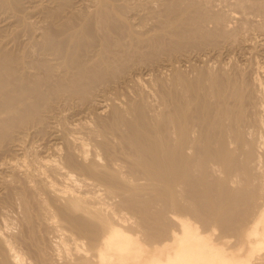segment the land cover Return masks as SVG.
<instances>
[{
    "label": "rangeland",
    "instance_id": "obj_1",
    "mask_svg": "<svg viewBox=\"0 0 264 264\" xmlns=\"http://www.w3.org/2000/svg\"><path fill=\"white\" fill-rule=\"evenodd\" d=\"M2 1V2H1ZM9 1V0H8ZM7 0H0V52L2 51H9L8 54H5L3 56L4 57H7V55L9 56V60H11L12 63H17V59L24 53V56L26 59H33L34 57V60L36 61V64H35V61L33 62L36 67L39 66V70H42V71H39L38 68L36 69L37 72H41V73H45L44 76H46V73H47V76L48 75H51L50 74V71L51 73H56V69L55 68H50V66L47 64H45V60L43 61L42 58L40 57V51L41 50V46L43 44V42L40 43L41 41L44 40L43 37H45V35H47V38L50 39V36L52 37L50 41H53V39H55L54 41L57 40H62L61 38V34L59 31L62 32L63 30V36L66 38V36L68 37L69 36V32H74V29H75V32L77 29H80L78 30L81 31V32H87L90 36H88L87 33H85V37L83 36L81 40H79L80 42L78 43V51H76L75 53H73V56L72 58L70 59L69 62L73 63L75 60L77 62H79L80 60H83L85 57V55L87 54V56H89L88 53L91 52V54L93 53H96L97 50V47L101 48V47H104V50L106 51H103L105 52V54L107 53V55L109 56L110 53L111 56L113 57V53L114 52H117V53H114V55H116V57H113L114 59L116 60H113L116 61L114 62V64L112 65V59L110 60V64L112 66H110V64L108 65L109 66V69H106L104 70V67H102V69L100 68L99 69H95L96 72V75H95V70H91V72H93L94 74H92L90 71L89 73L85 72L84 75L85 77L87 78H83V79H80L79 77H75L73 79H70V82L68 81V83L66 82H60L61 85L57 82L59 81H50L51 77H44L42 74L40 73H36L35 69H33V72L35 71V73L32 72V74H36L37 78L38 75L42 76L45 78H39L40 80H38V82L36 81L37 79L33 76L29 77V79L27 80V83L31 84L33 79H34V83L35 84H31L29 85L32 92L34 91V93H36L35 95H33L34 93H32V95L35 97V98H38L35 99L34 101L32 99H34V97L32 98L31 97V93L28 95L27 93V96L25 97H28L27 99H29L31 97V99H29L32 103L29 102V100H27L26 98H24L23 96L26 95V93H16L15 95L11 92H7L5 95H4V91L5 90H9V88L6 89V87H8V82H5V78L6 76L3 78L2 77V73H4L5 71L7 72V70L9 69H12L14 70V67L12 68L11 66H15V64H10L8 65V57L5 58V60L8 62H6L2 57L3 55V52L0 54V61L1 63H5L4 65H7L8 67L2 65L0 63V69H2L1 67L4 66L3 68V71L0 70V89L3 87L5 88V90H3V88L1 89L2 94L0 95V97L2 96H6V100L4 99V97H2V101L0 100V103H5V104H10V103H13V102H16V101H19V99H21L23 101V104L20 106V108L23 107V109H19V111H16V113H13V112H9V115L8 113L7 114H4L0 111V117L1 119L4 118V116L6 117L5 118V121L1 120L0 121V126L3 127V129L0 127V232H6L7 236L9 237V239L12 240L13 244L16 246V248L18 249L19 247V251L22 252V253H25L23 254L24 255V258L25 259V262L26 264H38L39 263V257L40 258H43L42 260L44 261L45 260V264H54L55 261L56 262H59L61 263L62 261V258H63V253L60 251L62 249V245L60 246L58 243L61 244V242L63 241L61 238L62 237H67L66 234H69L71 232V230H73L71 227V223L72 221L76 219V222H79L81 220H79L81 217H80V211H78L77 214L76 212L70 210H66L65 208H61L60 207V204L62 205L63 202L61 200H58L54 194H51V192L49 191L48 192V189L46 188L45 185V181H44V178L46 177L48 179L47 176L48 173L50 174V171L52 172L53 170L51 169L49 172L47 170L48 167H42V158H44L46 155L48 156L49 155V158H52V156L50 157V154L53 155L54 158H56L55 156H57L58 154H60L61 152L64 153V149L66 151V140L64 139L63 140V134H64V130H62V128H66L68 126V128L70 127L69 125L74 121L76 122V120L78 119H87L86 121H82V122H86L89 121L91 124L93 121V123L97 124L98 123V115L96 116V111L93 110L94 108L91 107L90 110H92L95 114V116L93 115V112L89 111V109L85 108L87 112H84V115H83V111H85L84 109V106H88L90 104L89 101H91L93 98L94 101H96V105L97 106V101L99 99H105V98H108L109 96L111 97L112 100H109L108 99H105L107 100L105 103H107V109L105 111V114H102V117H107L108 114L111 112V109L112 107L108 106V104L110 105L111 103L112 104H115L116 100L117 102H121L122 100H124L123 102H127L128 100H131V99H134L135 98V91L138 89H140L139 86L137 85H134L135 83L134 82H127L128 85H124L125 83L121 84V82L117 83L116 87H114V89H111V88H108V90L104 93L102 91V88L104 86H106L105 84H109L110 83L112 84L113 81L115 80H119L120 77L123 78V76H126V72H128L129 74V71L131 72H136V75L137 76H141V74H144L143 76H141L140 78L142 79V81H144V79L146 80V82L143 84H145V90H146V95H148L147 97H145V99L147 98L149 101L145 100V99H142L141 102L140 100L138 101L137 99H135L136 101H138L137 103H139L140 105L142 104H145V108L144 105L141 107L143 108L144 110V113L145 115L147 114H150V112H152L151 110V107H149L148 105L150 104V106H152L153 108V112L151 114H153L155 111H158L160 112L162 109L164 110V108L166 107V109L169 107L173 108L172 105L174 106L175 105V101L176 104H178V101L181 103H183V106L182 104H180V107H184L185 110L189 111V107L190 105H187V103H191V108H190V111L189 112H193V109H194V113L195 115L191 114L189 115V112L187 115H189L188 117H193L195 116V118L193 117V119L196 120L197 118V121H194L193 120L191 121L194 125H196L195 127H200V128H204L205 130H207V126H208V129L209 131H207L209 134H210V137L208 134H206V132L202 134V136L204 134V136H208L209 138L207 139L208 141H206V143L204 142L206 140V138H202L201 137V142L203 143H198V146L199 148L198 149H202L199 150V154L201 155V157L198 155V158L197 160H199V163H197V165L199 164L200 165V168H199V165L197 166L196 165V175L194 173L193 175V179L192 177L191 178H188V180L186 181H191V182H188V184L190 183L191 186L189 187H186V183L184 185V187H180L179 189L177 187L179 186H176L174 189L176 190L177 188V192H179V190L182 188V189H189L187 191L184 190L185 193H182L183 190H181L179 193L177 194H174V195H171L170 192L168 194V191H166V189L164 191H161V194L159 192H153V191H150V190H147L145 192L144 195H146V197L144 195H140L138 197V194L136 195L137 198V201H140V197L141 199H143L142 201H140V205H135L133 204V206H131L132 208H126V207H122V212L123 213H128V216H133V219L135 218L134 216H136V218L138 219V221H140V223L142 224V227L144 228L146 234H147V237H149V239H153L154 238V241H157L155 240L156 239H162V236L164 237V231L167 233V230L169 229H174L176 228L178 225L176 222L171 219V214L173 213L172 210L175 212L177 209L179 208H167V207H171L170 205H168L167 202H164V201H167L169 198V196H172V197H175V198H179L178 200L180 201V204L183 205V203L185 205H183L185 207V209L183 210V207H180V209L177 211L178 215H180L182 218H185V217H190L189 220L193 221L194 224H196L197 226H199V229L200 231H203V233L205 234H208V233H211V234H208L210 235L211 237L215 238L217 240V236H219L220 234H225V233H236L235 232V229L236 231H241L243 230L245 227L249 226L250 223L252 222V220L258 215V213L260 212L261 210V204L263 203V199H264V192L262 190V188L264 187V178L261 177L260 175V172L254 168L255 164H256V157L259 156V154H264V148H258L257 145H259V141H260V134L261 132H264V128L261 129V127H263L264 125V112L259 109V106L260 105H264L262 102H264V0H15L16 4L10 0L8 2ZM23 1V3H22ZM65 1V2H64ZM118 1V2H117ZM121 1V2H119ZM158 1H161V2H158ZM4 2V3H3ZM13 2V3H12ZM46 2V3H45ZM64 2V3H62ZM100 2V4H99ZM110 2V3H109ZM114 2V3H113ZM116 2V3H115ZM125 2V3H124ZM132 2V3H131ZM157 2V3H156ZM4 5H3V4ZM8 3H11V4H8ZM56 3V4H54ZM83 3V4H82ZM85 3V4H84ZM105 3L107 4L105 6ZM121 3V4H119ZM159 3V4H158ZM163 3V4H161ZM260 3V4H259ZM15 6H13V5ZM25 6H24V5ZM65 6H63V5ZM71 4V5H70ZM92 4V5H90ZM104 4V5H103ZM133 4V6H132ZM143 4V5H142ZM152 4V5H151ZM165 4V5H164ZM38 5V6H37ZM82 5V6H81ZM90 5V6H89ZM100 5V6H99ZM126 5V7H125ZM4 6V7H3ZM13 6V7H11ZM19 6V7H17ZM37 6V7H36ZM59 6V7H58ZM93 6V7H92ZM103 6V9H101ZM112 6V7H111ZM130 6V7H129ZM147 6V7H146ZM262 6V7H261ZM11 7V8H10ZM63 7V8H62ZM71 7V8H70ZM83 7V8H82ZM92 7V8H91ZM96 7H100V9H97L96 10ZM118 7V8H117ZM13 8V9H12ZM18 8V9H17ZM46 8V10H45ZM54 8V9H53ZM62 8V9H61ZM73 8V9H72ZM90 8V9H89ZM124 8V9H123ZM127 8V9H126ZM142 8V9H141ZM199 8V9H198ZM87 11H86V10ZM95 9V10H93ZM108 9V10H107ZM157 9V10H156ZM231 9V11H230ZM242 9V10H241ZM28 10V11H27ZM77 10H80V11H77ZM90 10H93L91 11V14L89 16L87 14L90 13ZM110 10V11H109ZM120 10V11H119ZM145 10V11H144ZM151 10V11H150ZM160 10V11H159ZM43 11V12H42ZM45 11V12H44ZM86 11V13H85ZM99 11V12H97ZM104 11H105V14H104ZM118 11V12H116ZM122 11V12H121ZM128 11V12H127ZM136 11V12H135ZM142 11V12H141ZM228 11V12H227ZM3 12V13H2ZM13 12V13H12ZM24 12V13H23ZM48 12V14H47ZM73 12V13H72ZM94 12V13H93ZM103 12V13H102ZM108 12V13H107ZM141 12V13H140ZM146 12V13H145ZM199 12V13H198ZM22 13V14H21ZM83 15H82V14ZM99 13V14H98ZM102 13V15H101ZM114 13V14H113ZM159 13V14H158ZM15 14V15H14ZM60 14V15H59ZM69 14V16L67 15ZM79 16H78V15ZM93 14V15H92ZM96 14V15H95ZM110 14V15H109ZM249 14V16H248ZM65 15H66V18H65ZM85 15V16H84ZM87 15V16H86ZM94 15L97 17H94ZM135 15V16H134ZM138 15V16H137ZM143 15V16H142ZM151 17H150V16ZM9 16V17H8ZM15 16V17H14ZM20 16V17H19ZM64 16V18H63ZM72 16V17H71ZM108 16V17H107ZM127 16V17H126ZM142 18H141V17ZM238 16V17H237ZM262 16V17H261ZM56 17L58 19H56ZM69 17V18H68ZM84 17V18H82ZM123 17V18H122ZM222 17V18H221ZM11 18V19H10ZM23 18V19H22ZM25 18V19H24ZM47 18V19H45ZM54 18V20H53ZM69 20H68V19ZM82 18V19H81ZM86 18V19H85ZM104 20H103V19ZM126 18V19H125ZM138 18V19H137ZM147 18V19H146ZM219 20H218V19ZM236 20H235V19ZM56 19V20H55ZM64 19V20H62ZM72 21H71V20ZM78 19V20H77ZM88 19V20H87ZM94 19V20H93ZM96 19V20H95ZM101 19L103 20V22L101 21ZM108 19V20H107ZM110 19V20H109ZM119 19V20H118ZM210 19V20H209ZM24 22H23V21ZM58 20V21H57ZM62 22H61V21ZM67 20V21H66ZM77 20V21H76ZM81 20V21H80ZM86 20V22H85ZM91 20V22L89 21ZM114 20V21H113ZM131 20V22H130ZM136 20V21H135ZM26 21V22H25ZM31 21V22H29ZM35 21V22H34ZM39 21H42V22H39ZM45 21V22H44ZM51 21V22H50ZM64 21V22H63ZM93 21V22H92ZM107 23H106V22ZM257 21V22H256ZM22 22V23H21ZM29 22V24L27 23ZM40 24H39V23ZM59 22V23H57ZM67 22V23H66ZM70 22V23H69ZM76 22V23H75ZM78 22V23H77ZM89 22V24H88ZM98 22V23H97ZM115 22V23H114ZM123 22V23H122ZM125 22V23H124ZM218 22V23H217ZM260 22V23H259ZM33 23V24H31ZM42 23V25H41ZM56 23V25H55ZM81 23V24H79ZM96 23V24H95ZM110 25H109V24ZM118 23V24H117ZM212 23V24H211ZM232 23V24H231ZM250 23V24H249ZM256 23V24H255ZM28 24V26H27ZM59 24V25H58ZM64 24V25H63ZM73 24V25H71ZM76 24V25H75ZM99 24V25H98ZM123 24V25H122ZM129 24V25H128ZM138 25V28H137V25ZM226 24V25H225ZM8 25V26H7ZM17 25V26H16ZM46 25V26H45ZM55 25V26H54ZM63 25V26H61ZM85 25V26H84ZM35 26V27H34ZM37 26V27H36ZM45 27V30H44V27ZM58 26V28H57ZM67 26V27H66ZM74 26V29L73 27ZM80 26V27H79ZM90 26H91V29L92 31H90ZM94 26V27H93ZM106 26V27H105ZM120 26V27H118ZM122 26V27H121ZM125 26V27H124ZM133 29H132V27ZM141 26V27H139ZM224 26V27H223ZM227 26V27H225ZM259 26V27H258ZM263 26V27H262ZM28 27V28H27ZM32 27V28H31ZM40 27L42 29H40ZM51 27V28H50ZM72 28L73 31H71L72 29H69V28ZM89 27V29H88ZM98 29H97V28ZM103 29H102V28ZM130 27V28H129ZM241 27H244V28H241ZM30 28V29H29ZM36 28V30L34 29ZM38 28V29H37ZM54 28V29H53ZM77 28V29H76ZM96 28V29H94ZM121 28V29H120ZM126 28V29H125ZM142 28V29H141ZM227 28V29H226ZM15 29V30H14ZM34 31H33V30ZM49 29V30H47ZM57 29V30H56ZM61 29V30H60ZM66 29H69L67 30L66 32ZM82 29V30H81ZM107 29V31L105 30ZM134 31H132V30ZM42 30V31H41ZM47 30V31H46ZM53 30V32H52ZM55 30V31H54ZM59 30V31H58ZM87 30V31H86ZM103 30V31H102ZM106 32H105V31ZM112 30V31H111ZM125 30V31H124ZM32 31V32H31ZM36 31V32H35ZM41 31V32H40ZM49 31V32H48ZM89 31L91 33H89ZM95 31V32H94ZM96 31H97V34H96ZM109 31V33H108ZM132 31V34H130V32ZM145 31V32H144ZM262 31V32H261ZM6 32V33H5ZM12 32V33H11ZM44 32V33H43ZM64 32H66V36L64 35ZM139 32V33H138ZM260 32V33H259ZM32 33V34H31ZM37 33V34H36ZM40 33H42L40 35ZM45 33H48V34H45ZM50 33V34H49ZM52 33V34H51ZM92 33L94 34V36L92 35ZM103 33V34H102ZM112 33V34H110ZM134 33V34H133ZM137 33V34H136ZM147 33V34H146ZM10 34H13V37L12 35ZM44 34V35H43ZM56 36H55V35ZM68 34V35H67ZM96 34V35H95ZM101 34V35H100ZM105 34V35H104ZM107 34V35H106ZM143 34V35H140ZM149 34V35H148ZM10 35V36H9ZM25 35V36H24ZM43 35V36H42ZM49 35V37H48ZM98 35V36H97ZM104 35V36H102ZM124 35V36H123ZM131 35V36H130ZM255 35V36H254ZM12 36V37H11ZM109 36V37H108ZM111 36V37H110ZM129 36V37H128ZM136 36V37H135ZM7 37V38H5ZM61 37V38H60ZM87 37V38H86ZM91 37V38H90ZM103 37V38H102ZM118 37V38H117ZM128 37V38H127ZM132 37V38H131ZM147 37V38H146ZM4 38V39H3ZM17 38V39H16ZM46 38V37H45ZM93 38H95L93 40ZM100 38V39H98ZM102 38V39H101ZM109 38V40H108ZM143 40V41H141ZM146 38V39H145ZM7 39V40H6ZM15 39V40H14ZM32 39V40H30ZM35 39V40H34ZM36 39H37V42H36ZM64 39V38H63ZM84 39V41H83ZM86 39V41H85ZM124 39V40H123ZM134 39V40H133ZM251 39V40H250ZM5 42H4V41ZM14 41L15 43L11 42V41ZM30 40V41H28ZM41 40V41H40ZM137 40V41H136ZM138 40H140L138 42ZM243 40V42H242ZM3 41V42H1ZM7 41V43H6ZM27 41V42H26ZM82 41V42H81ZM104 41V43H103ZM134 42L133 44L132 43H129V42ZM147 41V42H146ZM30 42V43H28ZM33 42V43H32ZM36 42V43H34ZM84 42V44H83ZM92 42V43H91ZM98 42V43H97ZM108 42V44H107ZM138 42V43H136ZM12 43V44H11ZM18 43V44H17ZM28 43V44H27ZM101 43V44H100ZM112 45H111V44ZM142 43V44H141ZM262 43V44H260ZM11 44V45H10ZM24 44V46H23ZM82 44V45H81ZM87 44V45H86ZM100 44V45H99ZM103 44V45H102ZM107 46H106V45ZM124 46H123V45ZM14 45V46H13ZM19 45V47H18ZM40 45V46H39ZM102 45V46H101ZM133 45V46H132ZM7 46V47H6ZM17 46V47H15ZM25 46H27L25 48ZM36 46V47H35ZM95 46V47H94ZM101 46V47H100ZM130 46H132L130 48ZM140 46V47H139ZM9 47V49H8ZM34 47V48H33ZM39 49H38V48ZM83 47V48H82ZM89 47V48H88ZM92 47V48H91ZM129 47V48H128ZM137 47V48H136ZM146 47V48H145ZM256 47V48H255ZM5 48V49H4ZM30 48V49H29ZM32 48L34 50H32ZM88 48V49H85ZM92 50H91V49ZM98 48V49H99ZM139 48V49H138ZM25 49V51H24ZM94 49V50H93ZM108 49V50H107ZM127 53H126V51ZM137 49V51H136ZM20 50V51H19ZM22 50V51H21ZM82 50V51H81ZM135 50V51H134ZM12 51V53H11ZM17 51V52H16ZM39 51V53H37ZM90 51V52H89ZM125 51V52H124ZM143 51V53H142ZM20 52H23L22 54ZM19 53V54H18ZM85 55H84V54ZM137 53V54H136ZM15 54V55H14ZM39 54V55H38ZM104 54V53H103ZM121 54V55H120ZM128 54V55H127ZM29 55V56H28ZM31 55V56H30ZM34 55V56H33ZM36 55V56H35ZM126 55V56H125ZM143 55V56H142ZM12 56V57H11ZM23 56V55H22ZM39 56V57H38ZM84 58H83V57ZM104 56V55H103ZM110 56V57H111ZM122 56V57H120ZM131 56V57H130ZM148 56V57H147ZM253 56V57H252ZM76 57V59H75ZM90 57V56H89ZM111 57V58H112ZM120 57V58H119ZM142 58V59H139V58ZM12 58V59H11ZM40 58V61L38 62ZM126 58V59H125ZM136 58H137V61H136ZM153 58V59H152ZM72 59H74L73 61H71ZM139 59V61H138ZM132 60V61H131ZM61 61V60H60ZM75 61V62H76ZM134 61V62H133ZM153 61V62H152ZM10 62V63H11ZM40 63V64H39ZM119 63V64H118ZM171 63V64H170ZM251 63V64H250ZM257 63V64H256ZM39 64V65H38ZM44 66L42 69H40V67H42V65ZM45 64V65H44ZM145 64V66H144ZM225 64V65H224ZM250 66H249V65ZM41 65V66H40ZM70 65V64H69ZM72 65V66H71ZM70 66L73 67V64H71ZM118 65V66H117ZM175 65V66H174ZM34 66V65H33ZM46 66V68H45ZM49 66V70L50 71H47L48 67ZM165 66V67H164ZM173 66V67H172ZM253 66V67H252ZM11 67V68H10ZM35 67V68H36ZM116 67V68H115ZM121 67V68H120ZM131 67V68H129ZM148 67V68H147ZM221 69H220V68ZM224 67V68H223ZM239 67V68H238ZM247 67V68H246ZM6 68V69H5ZM45 68V72H43ZM125 68V69H124ZM151 68H153V70H151ZM233 68V69H232ZM263 68V69H262ZM54 69V70H53ZM110 69H112L110 71ZM149 69V70H148ZM165 71H164V70ZM8 70V72H9ZM144 70V71H143ZM149 71V75L147 74V72ZM224 70V71H222ZM76 72V70H74ZM102 71V73H101ZM113 71V72H112ZM142 71L144 73H142ZM176 73H175V72ZM5 72V74H6ZM16 73V71H11L9 73H12L14 75V73ZM78 72L77 71V76H78ZM131 72V73H132ZM165 72V73H164ZM173 72V73H172ZM224 74H223V73ZM243 72V73H241ZM7 73V75L9 74ZM52 75H55L53 74ZM75 73V75H76ZM120 73V74H119ZM140 73V74H139ZM146 73V75H145ZM151 73V74H150ZM171 73V74H170ZM230 76H229V74ZM241 73V74H240ZM11 74V75H12ZM38 74V75H37ZM90 74H92L90 76ZM127 74V75H128ZM217 76H216V75ZM12 75V76H13ZM82 75V74H81ZM87 75V76H86ZM166 75V76H165ZM172 75V76H171ZM215 75V76H214ZM234 75V76H233ZM241 75V76H240ZM4 76V75H3ZM9 77L10 74L8 75ZM89 76V77H88ZM94 78H93V77ZM97 76V77H96ZM112 76V77H111ZM154 76V77H153ZM158 76V77H157ZM214 76V77H213ZM229 76V77H228ZM235 77V78H234ZM260 79H259V78ZM1 78L2 81H1ZM13 78V77H12ZM31 78V79H30ZM33 78V79H32ZM90 78H91V81H90ZM100 78V80H99ZM105 78V79H104ZM108 78V79H107ZM112 78V79H111ZM116 78V79H115ZM169 78V79H168ZM215 80H213V79ZM221 78V79H220ZM235 80H234V79ZM36 79V80H35ZM78 80V82L76 80ZM80 79V80H79ZM97 79V80H96ZM109 79L111 80V82L109 81ZM115 79V80H114ZM121 79V78H120ZM172 79V80H171ZM207 79V81H206ZM226 79V80H225ZM234 81H233V80ZM244 79V80H243ZM9 80V79H8ZM46 80V81H45ZM49 82H48V81ZM74 82H72V81ZM84 80V81H83ZM102 80L104 82H102ZM107 80V81H106ZM149 80V81H148ZM161 80V81H160ZM169 80V81H168ZM222 80V81H221ZM232 80V81H231ZM237 80V81H236ZM242 80V81H241ZM7 81V79H6ZM11 81V80H10ZM31 81V82H30ZM41 82V88L44 90V87H45V90L46 88L50 90H52V94L49 92V90L44 91L47 96L44 94H42V92L40 91L41 88H39V84ZM94 81V82H93ZM156 83H155V82ZM164 81V83H163ZM212 81V82H211ZM229 83H228V82ZM256 81V82H255ZM260 81V82H259ZM263 81V82H262ZM5 82V83H4ZM37 82V83H36ZM48 82V84H46ZM77 82V83H76ZM81 82V83H79ZM107 82V83H106ZM148 82V84H147ZM178 82V83H177ZM186 84H185V83ZM216 82V83H215ZM224 82V83H223ZM234 84L235 85H231L230 84ZM247 82V83H246ZM261 84H259V83ZM4 83V84H3ZM42 83H44L42 85ZM51 83V84H50ZM54 83L57 85L54 86ZM66 83V85L64 84ZM71 83V86L72 87H69L70 85H67V84H70ZM90 83V84H89ZM133 83V84H132ZM163 83V84H162ZM168 83V84H167ZM175 83V84H174ZM180 83V85H179ZM200 83V84H199ZM242 83V84H241ZM244 83V84H243ZM2 84V86H1ZM7 84V85H6ZM38 84V85H37ZM46 84V85H45ZM53 84V85H52ZM63 84V86H62ZM83 84V85H82ZM95 86V87H93ZM103 84V85H102ZM115 84V82H114ZM133 86H132V85ZM164 85V87L162 85ZM217 84V86H216ZM240 84V85H239ZM36 85V86H35ZM45 85V86H44ZM60 87H59V86ZM75 85V86H74ZM80 85V86H79ZM81 85L83 87H81ZM91 85V86H90ZM119 85V86H118ZM121 85V86H120ZM156 85V86H155ZM172 87H171V86ZM186 85V86H185ZM219 85V86H218ZM221 85V86H220ZM224 85V86H223ZM229 85V86H228ZM239 87H238V86ZM47 86V87H46ZM50 86V87H49ZM82 90H80V88ZM100 86V87H99ZM128 86V87H127ZM130 86H132L131 89H128ZM163 89V90H161ZM169 86V87H168ZM178 86V87H177ZM185 86V87H184ZM11 87V86H10ZM39 88V91L38 89H35L33 90L34 88ZM54 87V88H53ZM59 87V89H58ZM62 87V90L60 89ZM69 87V88H68ZM74 87V88H73ZM87 87V88H86ZM100 89H98V88ZM134 87H137L134 88ZM148 87V88H147ZM151 87V88H150ZM227 87V88H226ZM235 88V89H232V88ZM254 87V88H253ZM66 90H65V89ZM73 88V89H71ZM91 88V89H90ZM147 88V89H146ZM166 88V89H165ZM179 88V90H178ZM213 88V89H212ZM242 90V94H240V98L239 99V95H233V91L232 93L230 92V90ZM244 88V89H243ZM252 90H251V89ZM79 89V90H77ZM87 89L89 91H87ZM94 89V90H93ZM118 89V90H117ZM123 89V90H122ZM135 91H134V90ZM150 89V90H149ZM151 89L153 91H151ZM182 89L184 90V92H182ZM188 89V90H186ZM201 89V90H200ZM216 89L223 91L225 89L224 92H227L224 94V92H216ZM223 89V90H222ZM246 89V90H245ZM58 90V91H57ZM60 90V91H59ZM74 90V91H73ZM159 90V91H158ZM170 92V97L171 99H173V96L175 99L173 100H170V97H165L167 98L166 101H168V104L172 105L168 107L165 105H163L164 107H161V100L159 99L160 95H161V92L160 91H163V92ZM229 90V91H228ZM240 90V91H241ZM245 90V92H244ZM259 90V91H258ZM0 91V93H1ZM57 91V92H56ZM62 91V92H61ZM66 91H69V92H66ZM72 91V92H71ZM77 91V92H75ZM80 91V92H79ZM85 93H83V92ZM91 91V92H90ZM94 91V92H93ZM100 93H104L103 95L105 96V98L102 96V94H98L99 92ZM117 91V92H116ZM136 91V92H137ZM149 94H147L148 92ZM157 91V92H156ZM188 91V92H187ZM196 91V93H195ZM234 91V92H235ZM255 91V92H254ZM65 92V93H64ZM75 92V93H74ZM82 92V93H81ZM116 92V93H115ZM120 92V93H119ZM160 92V94H159ZM177 92V93H175ZM192 92V93H191ZM194 92V93H193ZM244 92V94H243ZM260 92V93H259ZM11 93V95H9ZM41 93V94H39ZM55 93V94H53ZM58 93V94H56ZM64 93V94H63ZM67 93V94H66ZM70 93V94H69ZM73 94V97H72V94ZM78 93V94H76ZM91 93V94H89ZM111 93V94H110ZM114 93V94H113ZM154 95H153V94ZM182 93V94H181ZM187 93V94H186ZM191 93V94H189ZM216 93V94H215ZM241 93V92H240ZM8 94V95H7ZM18 94V96H17ZM21 94V95H19ZM39 94V95H38ZM88 94V95H87ZM98 94V95H97ZM124 94V95H123ZM175 94V95H174ZM189 94V95H188ZM195 94V95H194ZM197 94V95H196ZM203 94V95H202ZM218 94V95H217ZM224 94V95H222ZM230 94V95H229ZM255 94V95H254ZM259 94V95H258ZM37 95V97H36ZM41 95H43L44 97H42ZM50 95H55V96H51L53 98V100L50 98ZM62 95V96H61ZM69 95V96H68ZM74 95H76V98L74 97ZM79 95V96H78ZM94 95V96H93ZM96 95V96H95ZM117 95V96H116ZM127 95V96H126ZM131 95V96H130ZM153 95V97H152ZM159 97H158V96ZM173 95V96H171ZM177 95V96H176ZM180 97H179V96ZM220 95V99H219V96ZM227 95V96H225ZM249 95V96H248ZM7 96H9V98L11 100L8 101L9 98H7ZM13 96V97H12ZM17 97V100L15 101L16 97ZM39 96L42 97L40 98L39 100ZM58 96V97H56ZM83 96V97H81ZM91 96V98H90ZM102 96V97H101ZM108 96V97H107ZM126 96V97H125ZM130 96V97H129ZM156 96V97H155ZM176 96V97H175ZM188 98H187V97ZM213 96V97H212ZM215 96V97H214ZM221 96L223 98H221ZM229 96H231L229 98ZM242 96V97H241ZM245 96V98H244ZM255 96V97H254ZM46 97V98H45ZM61 97H64L66 100H68V104L66 105V107L68 106L70 108V112H68V107H67V113H65V111L63 113H61V115L57 118L58 121H55V124H57V126H61V127H57V133L59 136L62 137L59 138L58 137V140L54 141L53 137L51 138L50 135L53 134V131L51 132V127H48L47 124L46 125H39V122H40V116L42 115V112L41 110H43V106L46 105V102L48 100L51 99V101H54V100H57V99H61ZM67 97V98H66ZM78 97V98H77ZM87 97V98H86ZM89 97V98H88ZM99 99H98V98ZM117 97V99H116ZM119 97V99H118ZM129 97V98H127ZM191 97V98H190ZM234 97V98H233ZM237 100H236V98ZM261 97V98H260ZM63 98V99H64ZM72 98V99H71ZM83 100H81V99ZM131 98V99H130ZM181 98V99H180ZM199 98V99H198ZM213 100H212V99ZM217 98V100H216ZM247 98V99H246ZM250 98V99H249ZM14 99V100H13ZM26 99V100H25ZM47 99V100H45ZM90 99V100H89ZM98 99V100H97ZM169 99V100H168ZM208 101H207V100ZM258 99V100H257ZM5 100V102L3 101ZM44 100V101H43ZM76 100V101H75ZM79 100V101H78ZM120 100V101H119ZM158 100V101H157ZM181 100V101H180ZM197 100V101H196ZM200 103H199V101ZM214 100L215 102L217 101V103H214ZM221 100H225L226 103L228 105H226L225 103V106H224V101L222 102ZM234 100V101H233ZM27 101V102H26ZM40 104H39V102ZM80 101H81V104H80ZM85 101V102H83ZM146 101L148 102L147 106H146ZM151 101H154V104L153 102ZM172 101V102H171ZM186 101V102H185ZM244 101V102H243ZM255 101V102H254ZM30 103L28 105H32V106H27V103ZM34 102V103H33ZM38 102V103H36ZM44 102V103H42ZM50 102V101H48ZM47 102V103H48ZM70 102V103H69ZM72 102V103H71ZM158 102V103H157ZM208 102V103H206ZM36 103V105H35ZM79 103V104H78ZM85 103V104H84ZM186 103V105L184 106V104ZM206 103V104H205ZM239 103V104H238ZM243 105H242V104ZM253 103V104H252ZM256 103V104H254ZM262 103V104H261ZM33 104H34V107H33ZM43 106H42V105ZM73 104V105H72ZM167 104V102L165 103ZM203 104V106H202ZM214 104V105H213ZM236 104V105H234ZM249 104V105H248ZM0 105H4V104H0ZM25 105V107L23 106ZM38 105V106H37ZM154 105V106H153ZM159 105V107H158ZM194 105V106H193ZM217 106V105H222V107L218 106V107H214V108H218V109H223L222 112L224 110L227 111V107L228 106V110L227 111L228 113L223 112V113H226L225 115L227 117H223L224 114L222 115V112L220 110V112L218 111V109L215 111L217 115L213 114L214 112V108L213 106ZM252 105V106H251ZM256 105V107H255ZM41 106V107H39ZM71 106V107H70ZM80 106V107H78ZM81 106H83L81 108ZM112 106V105H111ZM208 106V107H207ZM231 106V107H230ZM244 106V107H243ZM248 106V107H247ZM261 106V107H262ZM1 107V106H0ZM34 108V111L32 113V109ZM35 107L38 109H35ZM110 107V108H109ZM188 107V109H186ZM203 107V108H202ZM226 107V109H224ZM247 107V108H246ZM258 107V108H257ZM260 107V108H261ZM24 108H25V112L24 111ZM41 110H40V109ZM74 108V109H73ZM149 108V109H148ZM162 108V109H161ZM168 108V109H169ZM200 108V109H199ZM205 108V109H204ZM213 108V109H212ZM232 108V110H231ZM255 108V110H254ZM26 109H29V113H28V110ZM73 109V111H72ZM79 109V110H78ZM110 109V110H109ZM156 109V110H155ZM161 109V110H160ZM165 109V110H166ZM196 109V110H195ZM201 109L203 110L202 113H201ZM237 109V110H236ZM248 109V110H247ZM39 112H38V111ZM82 113H81V111ZM148 110H151V111H148ZM198 110V111H197ZM208 110V112H207ZM211 110V111H210ZM213 110V111H212ZM244 110V111H243ZM254 110V112H253ZM197 111V112H196ZM206 111V112H205ZM261 111V112H260ZM22 112V113H21ZM78 112V113H77ZM108 112V113H107ZM196 112V113H195ZM205 112V113H204ZM237 112V113H236ZM242 112V113H241ZM244 112V113H243ZM249 112V113H248ZM263 112V113H262ZM2 113V114H1ZM10 113L14 114V115H11L10 116ZM36 115H35V114ZM74 113V114H73ZM77 113V114H76ZM91 113V114H90ZM107 113V114H106ZM157 113V112H156ZM161 113V112H160ZM204 113V114H203ZM255 113V114H254ZM262 113V114H261ZM17 116H16V115ZM27 114V115H26ZM33 114V116L31 115ZM40 114V115H39ZM66 114V115H65ZM82 114V115H80ZM150 114V115H151ZM208 114V116H207ZM211 114V115H209ZM213 114V115H212ZM221 114V115H220ZM7 115H8V118H7ZM31 115V116H30ZM65 115V116H64ZM71 115V116H70ZM78 115V116H77ZM80 115V117H79ZM105 115V116H104ZM110 115V114H109ZM231 115V116H230ZM234 115V116H233ZM242 115V117H241ZM3 116V117H2ZM19 116V117H18ZM82 116V117H81ZM93 116V117H92ZM197 116V117H196ZM199 116V117H198ZM202 116V117H201ZM218 116V117H217ZM239 116V117H238ZM255 116V117H254ZM257 116V117H256ZM263 116V117H262ZM37 117V120L35 121ZM39 117V118H38ZM64 117V118H63ZM76 117V119H75ZM92 117V118H91ZM96 117V118H95ZM201 117V118H200ZM214 117V119H212ZM215 117H216V120H215ZM223 117V118H222ZM230 117V118H229ZM21 118H23V120L21 121ZM25 118H27L28 122L25 121L24 123V120ZM30 118V119H28ZM64 120H62V119ZM78 118V119H77ZM202 120H200V119ZM221 118V119H220ZM227 119V123H224V121L226 122L225 119ZM236 118H237V121L239 122V124H241L240 126L236 123ZM9 119V121L7 120ZM10 119H13V120H10ZM20 119V120H18ZM56 119V120H57ZM91 121H90V120ZM97 119V120H96ZM205 119V121H204ZM220 119V121H219ZM224 119V121H222ZM243 119V120H242ZM257 121H256V120ZM199 120L202 122H199ZM216 122H215V121ZM217 120H218V123H217ZM255 120V121H254ZM261 120L262 121V124H261ZM6 121H8V123H5ZM17 121V122H16ZM30 121V123H29ZM39 121V122H38ZM61 121V122H60ZM210 121V122H209ZM222 121V123H220ZM228 121L229 124H228ZM235 121V122H234ZM243 123H242V122ZM250 121V122H249ZM10 122V124H9ZM16 122V123H15ZM38 122V124L36 123ZM56 122H59V123H56ZM63 122V123H62ZM68 122V123H67ZM71 122V123H70ZM89 122L87 124H89ZM97 122V123H96ZM204 122V123H203ZM212 122V124H211ZM234 122V124L232 123ZM254 122V123H252ZM23 123V125L21 124ZM200 123V124H199ZM215 123V124H214ZM245 123V125L243 126V124ZM259 123V124H258ZM5 124V125H4ZM19 124V125H18ZM30 124V125H29ZM37 124V125H36ZM66 124V125H65ZM73 124V123H72ZM71 124V126H72ZM90 124V125H91ZM95 124L94 127L96 126ZM202 124H208V125H204V127L201 125ZM211 124V125H210ZM227 124V125H226ZM235 124H237V126H235ZM248 124V126H247ZM258 124V125H257ZM4 125V126H3ZM7 125L9 127H7ZM63 125H65L63 127ZM93 125L91 127H93ZM226 125V126H224ZM234 125V126H233ZM252 125V126H251ZM16 126V127H15ZM19 126V127H18ZM25 127V131L29 130L28 132V136H26L25 138H21L18 142H20V145L19 146H22L20 147L21 149L24 148V149H20V148H17L18 146H14V145H11L14 140V137L16 136V133L18 130L22 129V127ZM212 126V127H211ZM215 126V127H214ZM223 126V127H228L231 128L232 131H230L228 133V129H226L225 131L227 132V134H224L226 137H223V140L226 138H229V140H233V138L236 139L237 136H234L235 134L238 135L237 139H238V143L236 142V144L234 143L235 147L236 148V152H234V156H232V160L230 158V160H226L227 161V167H225V170H227V174L228 175L229 173V176H225L224 173H226L223 169H224V166H226V161L223 163L224 166H221L223 167L222 170H218V171H212V168L211 166H209L210 164V160H208V158H206L207 154H210L208 157H210L213 153L216 152V151H213V150H216L220 148V143L222 144L223 140H222V133H226V132H223L222 129H220V127ZM243 126V127H242ZM7 127V128H6ZM39 127V128H38ZM206 127V128H205ZM210 127V128H209ZM217 127V128H216ZM219 127V128H218ZM221 127V128H223ZM233 127H236L238 129V131L234 130ZM252 127V128H251ZM15 128V129H14ZM18 128V129H16ZM35 128V129H34ZM42 128V129H40ZM212 128V129H211ZM216 128V129H215ZM245 128V129H244ZM10 129V130H8ZM44 129V130H43ZM46 129V130H45ZM213 129H214V132H213ZM222 130V133L219 131ZM244 129V130H243ZM15 132H13V131ZM38 130V132H36ZM42 132H41V131ZM61 130L63 134L59 133ZM217 132H216V131ZM263 130V131H262ZM2 131V132H1ZM7 131V132H6ZM12 132L8 134V132ZM40 131V132H39ZM46 131V133L44 132ZM242 131V132H241ZM254 131V132H253ZM261 131V132H260ZM34 132V134L32 133ZM234 133V135L230 136L232 133ZM241 132L240 134L237 133ZM254 134H253V133ZM3 133V134H2ZM6 133V134H5ZM36 133V134H35ZM51 133V134H50ZM56 133V134H57ZM212 133V134H211ZM256 133V134H255ZM48 134V135H47ZM61 134V135H60ZM66 134V133H65ZM64 134V135H65ZM221 136V138H218L219 135ZM244 134V135H243ZM9 135V136H8ZM216 135V136H215ZM249 135V136H248ZM13 136V137H12ZM45 136V137H44ZM53 136V135H52ZM214 136V137H213ZM218 136V137H217ZM228 136V137H227ZM243 136V137H242ZM256 136V137H255ZM10 141H9V139ZM33 137V138H32ZM217 137V139H216ZM232 139H231V138ZM13 138V140H12ZM28 140H27V139ZM65 138V136H64ZM211 138V140H210ZM243 138V140H242ZM248 138V139H247ZM251 138V139H250ZM256 138V140H255ZM7 139V140H6ZM24 139H26L24 141ZM222 141H221V140ZM225 139V140H226ZM234 139V140H235ZM236 139V140H237ZM250 139V140H249ZM12 140V141H11ZM60 140V141H59ZM204 140V141H203ZM216 140V141H215ZM220 140V141H219ZM241 140V141H240ZM255 140V141H254ZM6 141L5 144H3L4 142ZM33 141V142H31ZM43 141V142H42ZM65 141V142H64ZM210 141V142H209ZM213 141V142H212ZM219 141V142H218ZM242 143L241 145L239 144L240 142ZM245 141V142H243ZM252 141V142H251ZM22 142H25L23 144H21ZM39 142V143H38ZM54 142H58L61 144V146H59L60 144H58V149L56 153H54V149H53V144ZM200 142V141H199ZM210 144L209 147H211L214 143V145L212 146V148H210L211 150H208L209 147L207 145H209L208 143ZM248 142V143H246ZM254 142V143H253ZM53 143V144H52ZM8 144V145H7ZM31 144V145H30ZM42 144V145H41ZM212 144V145H211ZM240 145V146H237ZM6 145V147H5ZM30 145V146H29ZM50 145V146H49ZM206 145V146H205ZM219 145V147H217ZM234 145H232L234 147ZM3 146V148H2ZM10 146V147H9ZM204 146V148H203ZM254 146V147H253ZM47 147V148H46ZM52 147V148H50ZM208 147V148H207ZM214 147H216L214 149ZM232 147V148H233ZM8 148V149H6ZM63 148V149H62ZM206 148V149H205ZM257 150H256V149ZM10 149V150H9ZM20 149V151H19ZM25 149H26V152H25ZM53 149V150H52ZM263 149V151H262ZM15 150H16V153H15ZM24 150V151H23ZM49 150V151H48ZM203 150L206 151V156H205V161L204 163H206V167L208 169H205L206 167H201V162H203ZM260 150V151H258ZM61 151V152H60ZM204 151V152H205ZM209 151V153H208ZM211 151V152H210ZM13 152V153H12ZM59 152V153H58ZM254 152V153H253ZM54 153V154H53ZM27 154V156H26ZM29 154V155H28ZM252 154V155H251ZM256 154V155H255ZM24 155V156H23ZM55 155V156H54ZM63 155V154H62ZM212 155V157H213ZM11 156V157H10ZM26 156V157H25ZM47 156L44 158L46 159ZM59 156V155H58ZM248 156V157H246ZM5 157V158H4ZM18 157V159L16 158ZM39 157V158H38ZM211 157V158H212ZM11 158V159H10ZM20 158H22L23 160H21ZM201 158V160H200ZM214 158V157H213ZM250 158V159H249ZM256 158V159H255ZM8 159V160H7ZM27 159V160H26ZM13 160V161H12ZM17 160V162L15 161ZM21 160V161H20ZM34 160V161H33ZM36 163L39 164V162L41 163L40 164V167L39 168V165L35 163V161H37ZM253 160V162L255 163H251ZM29 161V162H28ZM208 161V162H207ZM12 162H16L15 165L14 163ZM21 162V163H20ZM23 162V163H22ZM34 162V163H33ZM2 163H5V164H2ZM2 164V165H1ZM11 164V165H10ZM16 164L18 167H16ZM21 164V166H20ZM22 164L24 165H27L25 167V169L23 168ZM35 164V165H33ZM9 165V166H8ZM33 165V166H32ZM42 165V166H41ZM208 165V166H207ZM15 166V167H14ZM28 166H31V167H28ZM38 166V167H37ZM13 167V168H12ZM20 167V168H19ZM21 167H22V170H21ZM35 167V168H34ZM37 167V168H36ZM198 167V168H197ZM17 168H19L20 170H17ZM30 168V169H29ZM39 168V169H38ZM43 170L46 168L47 170H44L45 174H41V173H38V171H43ZM13 169V171H12ZM37 169V170H36ZM255 169V170H254ZM32 170L33 174H31L32 172H30ZM37 172H36V171ZM202 170H204L203 174H202ZM210 171L213 173L211 175V172H209L210 174H204L205 171ZM29 171V172H28ZM206 171V173H207ZM222 171V172H221ZM257 171V173L255 172ZM4 172V173H3ZM28 172V174L26 173ZM35 172H36V176L35 177ZM43 172V173H44ZM47 172V173H46ZM215 172V173H214ZM218 172V173H217ZM223 172V177L221 176V174ZM232 172V173H231ZM236 172V173H235ZM10 173V174H9ZM38 173V174H37ZM54 171L51 173V177L49 178H52L51 179H48V180H51L53 181L56 185L57 184H64V185H69L71 186L70 182H65V181H61L62 183H60V180H64L61 176L59 177V175L56 174V172L54 173ZM235 173V174H234ZM39 174H41V176L43 175V179H39ZM47 174V175H46ZM233 174V175H232ZM6 175V176H5ZM58 178H61L60 180L58 178H56V176ZM198 175V176H197ZM202 175H205L207 176L208 180L206 179V177L203 178ZM216 175V176H215ZM220 175V177H219ZM237 175V176H236ZM260 175V176H258ZM8 176V177H7ZM13 176V177H12ZM213 176V177H212ZM226 178H225V177ZM55 177V178H53ZM202 177V178H201ZM210 177V178H209ZM216 177V178H215ZM234 177V178H233ZM236 177V178H235ZM194 178H197L194 180ZM215 178V179H214ZM228 178V180H227ZM17 179V180H16ZM31 179V180H30ZM39 179V180H38ZM203 181H202V180ZM210 179V181H209ZM221 179V180H220ZM227 181H226V180ZM231 179H233L234 181V184L232 183V181H230ZM11 180V181H10ZM38 180V181H37ZM43 180V181H42ZM194 180V181H193ZM13 181V183H12ZM16 181V182H15ZM32 181V182H31ZM202 181V182H201ZM222 181V182H221ZM7 182V183H6ZM35 182V183H34ZM44 182V183H43ZM212 182V183H211ZM226 182V183H225ZM11 183V185H10ZM34 183V184H33ZM193 183V184H192ZM195 183V184H194ZM204 183V184H203ZM215 183V184H214ZM16 184V186H15ZM21 184V185H20ZM187 184V185H188ZM207 186H206V185ZM231 184V186H230ZM36 185V186H35ZM60 185H57V186H60ZM193 185V187H192ZM195 185H197L195 187ZM263 185V186H262ZM13 186V187H12ZM44 186V187H43ZM62 186V185H61ZM183 186V184L181 185ZM223 186V187H222ZM233 186V187H232ZM237 186V187H236ZM5 187H6V190H5ZM27 187V188H26ZM29 187V188H28ZM39 187V189H37ZM72 187V186H71ZM222 187V188H221ZM231 187V188H230ZM239 187V188H238ZM31 188V189H30ZM44 188V189H43ZM194 188V189H193ZM196 188V190H195ZM15 189V190H14ZM18 189V190H17ZM173 189V190H174ZM222 189V190H221ZM237 189V191H236ZM14 190V191H13ZM174 190V192H175ZM210 190V191H209ZM217 190V192H216ZM27 191V192H26ZM33 191V192H32ZM36 191V192H35ZM16 194H15V193ZM148 192V194H146ZM162 192H163V195H162ZM191 192V193H189ZM194 192V193H193ZM197 192V193H196ZM224 192V193H223ZM232 192V193H231ZM238 192V193H237ZM18 193V195H17ZM45 193V194H44ZM200 193V194H198ZM215 193H217L215 195ZM15 194V195H14ZM157 194H160L159 197H157L158 195ZM168 194V195H167ZM180 194V196H179ZM182 194V195H181ZM183 194L185 196H183ZM194 194V195H193ZM198 194V195H197ZM233 194V195H232ZM6 195V196H5ZM49 195V196H48ZM53 195V196H52ZM148 195V196H147ZM153 195V197L151 196ZM157 195V196H156ZM177 195V196H176ZM17 196V197H16ZM45 196V197H44ZM47 196V197H46ZM134 196V197H133ZM133 196H130V198H132V200H136V197L135 195ZM151 196V197H150ZM165 196V197H164ZM190 196V197H189ZM192 196V197H191ZM204 196V197H202ZM212 196V197H211ZM236 196H239V197H236ZM145 197V199H144ZM164 197V198H163ZM184 197V198H182ZM200 197V198H199ZM225 197V198H224ZM52 198V199H51ZM153 198V199H152ZM158 198V199H157ZM166 198V200H165ZM183 203H182V200ZM188 200H186V199ZM222 198H224L222 200ZM156 201H155V200ZM162 199V201L160 200ZM190 199V200H189ZM193 200V202L191 203V201ZM200 199V200H199ZM209 199V200H208ZM228 199V201H227ZM232 199V200H231ZM237 199V200H236ZM22 200L23 204H21L22 202L20 201ZM47 200H50V201H47ZM145 200H147L146 202H144ZM151 202H150V201ZM152 200H153V203H152ZM158 200V201H157ZM160 200V201H159ZM196 200V201H195ZM211 200V201H210ZM231 200V201H230ZM13 201V202H12ZM58 201V202H57ZM186 201V202H185ZM222 201V202H221ZM235 203H234V202ZM238 201V203H237ZM3 202V203H2ZM27 202V203H26ZM61 202V203H60ZM106 202V200H105ZM110 202V201H109ZM147 202L149 203V205L147 204ZM156 202V203H155ZM160 202V203H158ZM190 202V203H188ZM5 203V204H4ZM60 203V204H59ZM145 203V204H143ZM158 203V204H157ZM164 203V206L165 208L163 207V204ZM194 203V204H193ZM205 203V204H204ZM230 203V205H229ZM237 203V204H236ZM26 204V205H25ZM29 204V205H28ZM51 204V205H50ZM106 204H109L106 202ZM143 204V205H142ZM193 204V205H192ZM201 204V205H200ZM204 204V205H203ZM224 205L222 208H220L221 206L219 205ZM233 204V205H232ZM6 205V206H4ZM23 205V207H22ZM103 205V204H102ZM123 205H127V204H123ZM160 207H159V206ZM167 205V206H166ZM189 207H187V206ZM206 205V206H205ZM228 205V206H227ZM237 205V206H236ZM53 206V207H52ZM117 206H120L119 204ZM144 206V207H143ZM148 206V208H147ZM163 208H162V207ZM192 206V208H191ZM203 206V207H202ZM214 206V207H213ZM4 207V208H3ZM25 207H27L25 209ZM60 207V208H59ZM105 207V205H104ZM111 207V206H110ZM109 205H106V208H110ZM127 207H129L127 205ZM151 207V208H150ZM156 207V208H154ZM216 207V208H215ZM218 207V208H217ZM23 208V209H22ZM118 209L121 208L120 207H116ZM182 208V210H181ZM229 208V209H227ZM20 209V210H19ZM127 211H126V210ZM161 209V210H160ZM166 211H164V210ZM189 209V210H188ZM191 209V210H190ZM19 210V211H18ZM24 210V211H23ZM30 210V211H29ZM48 210V211H47ZM139 210V211H138ZM170 210V211H169ZM186 210V211H185ZM221 210H223L221 212ZM55 211V212H54ZM63 211V212H62ZM126 211V212H125ZM130 213H129V212ZM57 212V213H56ZM61 212V213H60ZM67 214H66V213ZM141 212V213H140ZM170 212V213H169ZM30 213V215H29ZM41 213V214H39ZM43 213V214H42ZM48 213V214H47ZM52 213V214H51ZM68 215L69 213V217H75V219H71L68 217V220L71 221L70 222V229L69 227L66 225L69 223H66V219H67V216L65 215ZM72 213V214H71ZM138 213V214H137ZM144 213V214H142ZM166 217H165V215ZM167 213V214H166ZM176 213V212H175ZM176 213V214H177ZM25 214V215H24ZM61 214V215H60ZM77 214V215H76ZM142 214V215H141ZM194 217H193V215ZM15 215V216H14ZM36 215V216H35ZM56 215V216H55ZM144 215V216H143ZM28 216V217H27ZM38 216V217H37ZM49 216V217H48ZM78 216V217H77ZM141 216V218L139 217ZM30 217V218H29ZM41 217V218H40ZM46 217V218H45ZM66 217V218H65ZM77 217V218H76ZM143 217V218H142ZM215 219H213V218ZM219 217V218H218ZM253 217V218H251ZM9 218V219H8ZM43 218V219H42ZM65 218V219H64ZM79 218V219H78ZM135 218V219H136ZM170 220H168V219ZM187 218V219H188ZM201 218V219H200ZM218 218V219H217ZM25 221H24V220ZM31 219V220H30ZM53 219V220H52ZM58 219V220H57ZM136 219V220H137ZM142 219V221H141ZM211 219V220H209ZM27 220H29L27 222ZM65 220V221H64ZM206 220V221H205ZM250 220V222H249ZM48 221V222H47ZM52 221V222H51ZM57 221V222H56ZM63 221V222H62ZM205 221V222H204ZM19 222H20V225H19ZM26 222V223H25ZM34 222V223H33ZM60 224H59V223ZM205 225H204V223ZM212 222V223H211ZM8 223V224H7ZM12 223V224H11ZM64 223V224H63ZM66 223V224H65ZM139 223V222H138ZM176 223V224H174ZM211 223V224H209ZM215 223V224H214ZM53 226H52V225ZM173 224V225H172ZM207 224V225H206ZM19 225V226H18ZM59 225V226H58ZM61 225V226H60ZM170 225V226H169ZM174 225H177L176 227ZM213 225V226H212ZM237 225V226H236ZM66 228H65V227ZM205 226V227H204ZM6 227V228H5ZM26 227V228H25ZM68 227V228H67ZM168 229H167V228ZM173 227V228H172ZM235 227V228H234ZM19 228V230H18ZM21 228V229H20ZM65 228V229H64ZM166 228V229H165ZM203 228V229H202ZM208 228V230H207ZM61 229V230H60ZM142 229V228H141ZM177 229V228H176ZM31 230V232H30ZM56 230V231H55ZM70 230V231H68ZM232 230V231H231ZM209 231V232H208ZM230 231V232H229ZM237 231V232H238ZM13 232V233H12ZM36 234H35V233ZM69 232V233H68ZM162 232V236L160 235ZM207 232V233H206ZM31 233V234H30ZM64 235H63V234ZM160 233V234H159ZM5 235V233H3ZM10 234V235H9ZM15 234V235H14ZM17 234V235H16ZM21 234V235H20ZM40 237H38V235ZM43 234V235H42ZM36 235V236H35ZM57 235V237L55 236ZM161 237H160V236ZM228 235V234H227ZM6 236V235H5ZM6 236V237H7ZM29 236V237H27ZM156 236H159L158 238ZM7 237V238H8ZM13 237V238H12ZM37 237L38 238V242H37V239L35 238ZM33 240H32V239ZM44 238V239H43ZM63 238V239H65ZM43 239V240H42ZM25 240V241H24ZM42 240V241H41ZM28 241V242H27ZM44 241V242H43ZM153 241V240H152ZM159 241V240H158ZM54 242V243H53ZM17 243V244H16ZM31 243V244H30ZM25 245V246H24ZM35 245V246H34ZM40 245V246H39ZM43 245V246H42ZM33 246V247H32ZM54 246V247H53ZM72 246V244H71ZM45 247V248H44ZM73 247V246H72ZM51 248V249H50ZM56 248V249H55ZM30 249V250H29ZM36 249V250H35ZM40 249V250H38ZM60 249V250H59ZM57 250V251H56ZM59 250V251H58ZM34 252V253H33ZM43 252V254H42ZM53 252V253H52ZM39 253V254H38ZM51 253V254H50ZM61 253V254H59ZM38 254V255H37ZM42 254V255H41ZM53 254V255H52ZM29 255V256H28ZM37 255V256H36ZM47 255V256H46ZM59 255V258L57 257ZM31 256V257H30ZM57 259H60L61 257V261L60 260H56V257ZM263 256V255H261ZM34 257V258H33ZM38 257V258H37ZM52 259H51V258ZM55 257V258H54ZM45 258V259H44ZM47 258V259H46ZM50 258V259H48ZM32 259V260H31ZM256 259V258H255ZM253 259V263H257V262H261L262 260L264 261V259H261V261H257ZM47 260V261H46ZM50 260V261H49ZM31 261V262H30ZM36 261V262H35ZM28 262V263H27ZM58 264V263H57Z\"/></svg>",
    "mask_w": 264,
    "mask_h": 264
},
{
    "label": "bare ground",
    "instance_id": "obj_2",
    "mask_svg": "<svg viewBox=\"0 0 264 264\" xmlns=\"http://www.w3.org/2000/svg\"><path fill=\"white\" fill-rule=\"evenodd\" d=\"M8 1V0H7ZM10 1V0H9ZM8 1V2H9ZM13 1V0H12ZM21 1V0H20ZM53 1V0H52ZM58 1H60V0H58ZM100 1V0H99ZM103 1V0H102ZM115 1V0H114ZM125 1V0H124ZM127 1V0H126ZM125 1V2H126ZM130 1V0H129ZM138 1V0H137ZM140 1V0H139ZM208 1V0H207ZM245 1H247V0H245ZM254 1V0H253ZM2 2V1H1ZM4 2H5V0H4ZM3 2V3H4ZM11 2V1H10ZM15 4H16V2H15V0L13 1ZM12 2V3H13ZM54 2V1H53ZM65 2V1H64ZM64 2H62V3H64ZM118 2V1H117ZM119 2H121V1H119ZM124 2V3H125ZM158 2H161V1H158ZM2 3V4H3ZM22 3H23V1H22ZM46 3V2H45ZM110 3V2H109ZM114 3V2H113ZM116 3V2H115ZM132 3V2H131ZM157 3V2H156ZM8 4H11V3H8ZM18 4V3H17ZM16 4V5H17ZM54 4H56V3H54ZM83 4V3H82ZM85 4V3H84ZM99 4H100V2H99ZM119 4H121V3H119ZM159 4V3H158ZM161 4H163V3H161ZM260 4V3H259ZM4 5V4H3ZM13 5V4H12ZM24 5V4H23ZM63 5V4H62ZM71 5V4H70ZM90 5H92V4H90ZM89 5V6H90ZM104 5V4H103ZM107 4L105 3V6H106ZM143 5V4H142ZM152 5V4H151ZM165 5V4H164ZM13 6H15V5H13ZM13 6H11V7H13ZM25 6V5H24ZM38 6V5H37ZM36 6V7H37ZM63 6H65V5H63ZM82 6V5H81ZM100 6V5H99ZM132 6H133V4H132ZM4 7V6H3ZM10 7V8H11ZM17 7H19V6H17ZM59 7V6H58ZM93 7V6H92ZM91 7V8H92ZM102 8L101 9H103V6H101ZM112 7V6H111ZM125 7H126V5H125ZM130 7V6H129ZM147 7V6H146ZM262 7V6H261ZM63 8V7H62ZM61 8V9H62ZM71 8V7H70ZM83 8V7H82ZM118 8V7H117ZM13 9V8H12ZM18 9V8H17ZM54 9V8H53ZM73 9V8H72ZM90 9V8H89ZM97 9H100V7L98 8V7H96V10ZM100 9V10H101ZM124 9V8H123ZM127 9V8H126ZM142 9V8H141ZM199 9V8H198ZM45 10H46V8H45ZM86 10V9H85ZM93 10H95V9H93ZM93 10H90V13L89 14H87L86 13V11H85V13L89 16L90 14H91V11H93ZM103 10H105V9H103ZM108 10V9H107ZM157 10V9H156ZM242 10V9H241ZM28 11V10H27ZM77 11H80V10H77ZM110 11V10H109ZM120 11V10H119ZM145 11V10H144ZM151 11V10H150ZM160 11V10H159ZM230 11H231V9H230ZM43 12V11H42ZM45 12V11H44ZM97 12H99V11H97ZM116 12H118V11H116ZM122 12V11H121ZM128 12V11H127ZM136 12V11H135ZM142 12V11H141ZM140 12V13H141ZM228 12V11H227ZM3 13V12H2ZM13 13V12H12ZM24 13V12H23ZM73 13V12H72ZM94 13V12H93ZM103 13V12H102ZM102 13H101V15H102ZM108 13V12H107ZM146 13V12H145ZM199 13V12H198ZM22 14V13H21ZM47 14H48V12H47ZM82 14V13H81ZM99 14V13H98ZM104 14H105V11H104ZM114 14V13H113ZM159 14V13H158ZM15 15V14H14ZM60 15V14H59ZM67 15V14H66ZM66 15H65V18H66ZM78 15V14H77ZM83 15V14H82ZM86 15V16H87ZM93 15V14H92ZM96 15V14H95ZM94 15V17H96ZM110 15V14H109ZM67 16H69V14L67 15ZM79 16V15H78ZM85 16V15H84ZM135 16V15H134ZM138 16V15H137ZM143 16V15H142ZM150 16V15H149ZM248 16H249V14H248ZM9 17V16H8ZM15 17V16H14ZM20 17V16H19ZM72 17V16H71ZM98 17V16H97ZM97 17H96V19H97ZM108 17V16H107ZM127 17V16H126ZM141 17V16H140ZM151 17V16H150ZM238 17V16H237ZM262 17V16H261ZM63 18H64V16H63ZM64 18V19H65ZM69 18V17H68ZM67 18V19H68ZM82 18H84V17H82ZM81 18V19H82ZM89 18H90V16H89ZM123 18V17H122ZM142 18V17H141ZM222 18V17H221ZM11 19V18H10ZM23 19V18H22ZM25 19V18H24ZM45 19H47V18H45ZM56 19H58L57 17H56ZM55 19V20H56ZM64 19H62V20H64ZM86 19V18H85ZM91 19V18H90ZM95 19V20H96ZM103 19V18H102ZM101 19V21L103 22V20ZM126 19V18H125ZM138 19V18H137ZM147 19V18H146ZM218 19V18H217ZM235 19V18H234ZM53 20H54V18H53ZM69 20V19H68ZM71 20V19H70ZM78 20V19H77ZM76 20V21H77ZM88 20V19H87ZM94 20V19H93ZM98 20V19H97ZM108 20V19H107ZM110 20V19H109ZM119 20V19H118ZM210 20V19H209ZM219 20V19H218ZM236 20V19H235ZM264 20V19H263ZM23 21V20H22ZM58 21V20H57ZM61 21V20H60ZM65 21V20H64ZM63 21V22H64ZM67 21V20H66ZM72 21V20H71ZM81 21V20H80ZM90 22H91V20H89ZM114 21V20H113ZM136 21V20H135ZM24 22V21H23ZM26 22V21H25ZM29 22H31V21H29ZM29 22H27L28 24H29ZM35 22V21H34ZM39 22H42V21H39ZM38 22V23H39ZM45 22V21H44ZM51 22V21H50ZM62 22V21H61ZM85 22H86V20H85ZM93 22V21H92ZM98 22H99V20H98ZM97 22V23H98ZM106 22V21H105ZM108 22V21H107ZM106 22V23H107ZM130 22H131V20H130ZM257 22V21H256ZM22 23V22H21ZM57 23H59V22H57ZM67 23V22H66ZM70 23V22H69ZM76 23V22H75ZM78 23V22H77ZM87 23V22H86ZM115 23V22H114ZM123 23V22H122ZM125 23V22H124ZM218 23V22H217ZM260 23V22H259ZM28 24H27V26H28ZM31 24H33V23H31ZM40 24V23H39ZM79 24H81V23H79ZM88 24H89V22H88ZM96 24V23H95ZM109 24V23H108ZM118 24V23H117ZM212 24V23H211ZM232 24V23H231ZM250 24V23H249ZM256 24V23H255ZM41 25H42V23H41ZM55 25H56V23H55ZM54 25V26H55ZM59 25V24H58ZM64 25V24H63ZM63 25H61V26H63ZM71 25H73V24H71ZM76 25V24H75ZM99 25V24H98ZM110 25V24H109ZM123 25V24H122ZM129 25V24H128ZM137 25V24H136ZM226 25V24H225ZM8 26V25H7ZM17 26V25H16ZM46 26V25H45ZM85 26V25H84ZM35 27V26H34ZM37 27V26H36ZM44 27V26H43ZM67 27V26H66ZM73 27V29H74V26H72ZM80 27V26H79ZM94 27V26H93ZM106 27V26H105ZM118 27H120V26H118ZM122 27V26H121ZM125 27V26H124ZM132 27V26H131ZM139 27H141V26H139ZM224 27V26H223ZM225 27H227V26H225ZM259 27V26H258ZM263 27V26H262ZM28 28V27H27ZM32 28V27H31ZM51 28V27H50ZM57 28H58V26H57ZM69 28V27H68ZM97 28V27H96ZM96 28H94V29H96ZM102 28V27H101ZM130 28V27H129ZM137 28H138V25H137ZM241 28H244V27H241ZM30 29V28H29ZM35 30H36V28H34ZM38 29V28H37ZM40 29H42L41 27H40ZM54 29V28H53ZM69 29H72V28H69ZM69 29H66V32H67V30H69ZM73 29L71 30V31H73ZM77 29V28H76ZM88 29H89V27H88ZM98 29V28H97ZM103 29V28H102ZM121 29V28H120ZM126 29V28H125ZM132 29H133V27H132ZM131 29V30H132ZM142 29V28H141ZM227 29V28H226ZM15 30V29H14ZM33 30V29H32ZM44 30H45V27H44ZM47 30H49V29H47ZM46 30V31H47ZM57 30V29H56ZM61 30V29H60ZM78 30H80V29H77L76 30V32H75V29H74V32H67L68 34H69V36L67 37L65 34H66V32H64V35L66 36V38L62 35L63 33V30H62V32L61 31H59L60 32V34H61V37H63V38H61L62 40H57L56 39V41H54L55 39H53V41H50L51 40V36H50V39L49 38H47V35H45V37H43L44 38V40L43 41H41V42H39L40 43V45H41V43L43 42V44H42V46H41V50H39L40 51V53H39V51L37 52V53H39L40 54V57L42 58V60L45 62V64L47 63L49 66H50V68H55L56 69V73H53V74H55V75H52V73H51V71L49 70V66H47L48 67V69H47V71H50V74L51 75H48L49 77H51L50 79V81H59V82H57V83H59L60 85H61V83L60 82H66V83H68V81L70 82V79H73V78H77V77H79L80 79H83V78H86L85 77V75H84V73L86 72H88L89 73V71L91 72V70H95V69H99L100 70V68L102 69V67H104V70H106V69H109V64H110V60L113 62V60H116V59H114L113 57H116V55H114V53H117V52H114L113 53V57L111 56V54L112 53H110V55L108 56L107 55V53L110 51H108L106 54H105V50H104V47H101V48H99V47H97V50L98 51H96V53H93V54H91V52L90 53H88L89 54V56H87V54L85 55L84 53V55H85V57L86 58H84L83 56V60H80L79 62H77L76 60V62L74 61L73 63H71V62H69L70 61V59L72 58V56H73V53H75L76 51H78V49H77V47H78V43L80 42L79 40H81L82 39V37L85 35V33H87V32H81V31H79L78 32ZM82 30V29H81ZM106 31H107V29H105ZM104 30V31H105ZM34 31V30H33ZM42 31V30H41ZM40 31V32H41ZM55 31V30H54ZM87 31V30H86ZM90 31H92V29H91V26H90ZM89 31V33H91ZM103 31V30H102ZM105 31V32H106ZM112 31V30H111ZM125 31V30H124ZM132 31H134V30H132ZM132 31L130 32V34H132ZM32 32V31H31ZM36 32V31H35ZM49 32V31H48ZM52 32H53V30H52ZM95 32V31H94ZM145 32V31H144ZM262 32V31H261ZM6 33V32H5ZM12 33V32H11ZM44 33V32H43ZM108 33H109V31H108ZM139 33V32H138ZM260 33V32H259ZM32 34V33H31ZM37 34V33H36ZM42 33H40V35H41ZM45 34H48V33H45ZM50 34V33H49ZM52 34V33H51ZM67 34V35H68ZM88 34V33H87ZM86 34V35H87ZM96 34H97V31H96ZM95 34V35H96ZM103 34V33H102ZM110 34H112V33H110ZM134 34V33H133ZM137 34V33H136ZM147 34V33H146ZM10 35H12L13 36V34H10ZM9 35V36H10ZM44 35V34H43ZM42 35V36H43ZM55 35V34H54ZM85 35V36H86ZM92 35L94 36V34L92 33ZM101 35V34H100ZM105 35V34H104ZM104 35H102V36H104ZM107 35V34H106ZM140 35V34H139ZM141 35H143V34H141ZM140 35V36H141ZM149 35V34H148ZM11 36V37H12ZM25 36V35H24ZM56 36V35H55ZM84 36V37H85ZM88 36H90L89 34H88ZM98 36V35H97ZM124 36V35H123ZM131 36V35H130ZM144 36V35H143ZM255 36V35H254ZM14 37V36H13ZM48 37H49V35H48ZM109 37V36H108ZM111 37V36H110ZM129 37V36H128ZM127 37V38H128ZM136 37V36H135ZM5 38H7V37H5ZM15 38V37H14ZM87 38V37H86ZM91 38V37H90ZM103 38V37H102ZM101 38V39H102ZM118 38V37H117ZM132 38V37H131ZM147 38V37H146ZM145 38V39H146ZM4 39V38H3ZM17 39V38H16ZM95 38H93V40H94ZM98 39H100V38H98ZM140 39V38H139ZM7 40V39H6ZM15 40V39H14ZM30 40H32V39H30ZM30 40H28V41H30ZM35 40V39H34ZM108 40H109V38H108ZM124 40V39H123ZM134 40V39H133ZM141 40V39H140ZM140 40H138V42L140 41ZM251 40V39H250ZM4 41V40H3ZM3 41H1V42H3ZM83 41H84V39H83ZM85 41H86V39H85ZM137 41V40H136ZM141 41H143V40H141ZM5 42V41H4ZM11 42H13V43H15L13 40L11 41ZM27 42V41H26ZM36 42H37V39H36ZM36 42H34V43H36ZM82 42V41H81ZM129 42V41H128ZM138 42H136V43H138ZM147 42V41H146ZM242 42H243V40H242ZM6 43H7V41H6ZM28 43H30V42H28ZM27 43V44H28ZM33 43V42H32ZM92 43V42H91ZM98 43V42H97ZM103 43H104V41H103ZM129 43H132V42H129ZM134 43V42H133ZM132 43V44H133ZM1 44V43H0ZM12 44V43H11ZM10 44V45H11ZM18 44V43H17ZM83 44H84V42H83ZM101 44V43H100ZM99 44V45H100ZM107 44H108V42H107ZM111 44V43H110ZM142 44V43H141ZM260 44H262V43H260ZM39 45V46H40ZM82 45V44H81ZM87 45V44H86ZM106 45V44H105ZM112 45V44H111ZM123 45V44H122ZM14 46V45H13ZM23 46H24V44H23ZM107 46V45H106ZM124 46V45H123ZM133 46V45H132ZM132 46H130V48L132 47ZM7 47V46H6ZM15 47H17V46H15ZM18 47H19V45H18ZM17 47V48H18ZM27 46H25V48H26ZM36 47V46H35ZM95 47V46H94ZM140 47V46H139ZM34 48V47H33ZM32 48V50H34ZM38 48V47H37ZM83 48V47H82ZM89 48V47H88ZM88 48H86V49H88ZM92 48V47H91ZM90 48V49H91ZM99 48V49H98ZM129 48V47H128ZM137 48V47H136ZM146 48V47H145ZM256 48V47H255ZM5 49V48H4ZM8 49H9V47H8ZM30 49V48H29ZM39 49V48H38ZM85 49V48H84ZM85 49V50H86ZM132 49V48H131ZM139 49V48H138ZM92 50V49H91ZM94 50V49H93ZM108 50V49H107ZM20 51V50H19ZM22 51V50H21ZM24 51H25V49H24ZM82 51V50H81ZM103 51H105V52H103ZM125 51H126V49H125ZM124 51V52H125ZM135 51V50H134ZM136 51H137V49H136ZM3 52V55H2V57L1 58H3V56L5 55V54H8V52L7 51H2ZM2 52H0V54L2 53ZM17 52V51H16ZM26 52V51H25ZM11 53H12V51H11ZM21 54L23 53V52H20ZM104 53V54H103ZM126 53H127V51H126ZM142 53H143V51H142ZM19 54V53H18ZM27 54V53H26ZM26 54H25V56H26ZM38 54V55H39ZM137 54V53H136ZM15 55V54H14ZM23 55V56H22ZM17 60V63H16V65L15 66H11L12 64H15V63H12L11 62V60H9V56L7 55V57H4L3 59L5 60V58H7L6 60L9 62H7L6 60V62L8 63V65H10L12 68L14 67V70L16 71V73L15 72H13L14 73V75L12 74V73H9L10 72V70L11 71H14V70H12V69H8L9 70V72H8V70H7V72H6V74H5V72L4 73H2L1 75H2V77L4 78L5 76H6V78H5V82H8V87H6V89L7 88H9V90L7 91V90H5V88H3V90H5L4 92V95L8 92H11L12 93V95L14 94H16V93H22V95H23V93H26V95H24L23 97L24 98H28V97H25V96H27V93H28V95L32 92V90H31V88H30V86L29 85H31L32 83L33 84H35L34 82V79H33V81H32V83L30 84H28L27 83V80L29 79V77H31V76H33V77H35L36 79V81L38 82V80H40L39 78H41V76H39L38 74V77L39 78H37V76H36V74H32V72H33V69H35V71H36V69L39 67V66H37L36 67V61L34 60V58L33 59H31V61H30V59L28 60V59H26L25 58V56H24V53L22 54ZM104 55V56H103ZM121 55V54H120ZM128 55V54H127ZM29 56V55H28ZM31 56V55H30ZM34 56V55H33ZM36 56V55H35ZM112 58H111V57ZM126 56V55H125ZM143 56V55H142ZM12 57V56H11ZM39 57V56H38ZM120 57H122V56H120ZM119 57V58H120ZM131 57V56H130ZM148 57V56H147ZM253 57V56H252ZM0 58V59H1ZM37 58V57H36ZM35 58V59H36ZM73 58H74V56H73ZM12 59V58H11ZM38 59V58H37ZM75 59H76V57H75ZM126 59V58H125ZM139 59H142L141 57L139 58ZM139 59H138V61H139ZM153 59V58H152ZM35 61V64L33 63L34 61ZM41 60V61H42ZM61 60V61H60ZM74 59H72L71 61H73ZM40 61V58H39V60H38V62ZM40 61V62H41ZM132 61V60H131ZM136 61H137V58H136ZM11 62V63H10ZM114 62H116V61H114ZM114 62L112 63V65L114 64ZM134 62V61H133ZM153 62V61H152ZM0 63H1V61H0ZM2 65H4L5 63H1ZM40 64V63H39ZM38 64V65H39ZM44 64V65H45ZM46 64V65H47ZM71 64H73V67H71L70 65ZM119 64V63H118ZM171 64V63H170ZM251 64V63H250ZM257 64V63H256ZM34 65V66H33ZM42 65V64H41ZM40 65V66H41ZM111 64H110V66H112ZM115 65V64H114ZM225 65V64H224ZM249 65V64H248ZM4 66H6V67H8L7 65H4ZM4 66H2L1 68L2 69H0L1 71H3V67ZM118 66V65H117ZM144 66H145V64H144ZM175 66V65H174ZM250 66V65H249ZM10 67V68H11ZM36 67V68H35ZM44 66L42 65V67H40V69H42ZM165 67V66H164ZM173 67V66H172ZM253 67V66H252ZM45 68H46V66H45ZM45 68L43 69L44 71L43 72H45ZM116 68V67H115ZM121 68V67H120ZM129 68H131V67H129ZM148 68V67H147ZM220 68V67H219ZM224 68V67H223ZM239 68V67H238ZM247 68V67H246ZM6 69V68H5ZM125 69V68H124ZM221 69V68H220ZM233 69V68H232ZM263 69V68H262ZM38 70H39V68H38ZM37 70V71H38ZM54 70V69H53ZM74 70H76V72L77 71H79L78 72V76H77V73L74 71ZM112 69H110V71H111ZM149 70V69H148ZM151 70H153V68H151ZM164 70V69H163ZM35 71L33 72V73H35ZM36 71V73H40V74H42L43 76L45 75V73H41V72H37ZM39 71H42V70H39ZM144 71V70H143ZM142 71V73H144ZM146 71V70H145ZM165 71V70H164ZM222 71H224V70H222ZM98 72V71H97ZM96 70H95V75H96ZM113 72V71H112ZM132 72V71H131ZM130 71H129V74H128V72H126V76H123V78L122 77H120L119 78V80H115V81H113V83L111 84L110 83V85L109 84H105L106 86H104L103 88H102V91L105 93L107 90H108V88H111V89H114V87L115 88H117L116 86V84L117 83H119V82H121V84H123V83H125L124 85H128L129 84V82L131 81V82H134L135 84L134 85H137V86H139L140 87V89H138V91L136 92L134 89V91H135V98L134 99H131V100H128L127 102H123L124 100H122L121 102H117V100H116V102H115V104H108V106H110V107H112V109H111V112L108 114V116L107 117H102V114H105V111H106V107H107V103H105L107 100H105V99H108L109 98V100H112L111 99V97L109 96H107L108 98H105V94L103 95L102 93H100L99 91V93L98 94H102V96L105 98V99H99L98 97V103H97V106H95L94 107V105H96V101H94L93 99L91 100V101H89L90 102V104L88 105V106H84V109L85 108H87V109H89V111L91 112L92 110H90L91 109V107L92 108H94L93 110H95L94 112L96 113V116L98 115V123L97 124H95V123H93V122H95V121H93L92 122V124L89 122V121H87V123L89 122V124H87L86 122H82L83 120L84 121H86L87 119H78V120H76V122H70L71 124H72V126H71V124L69 125L70 127L68 128V126L66 127L65 125H63V127L65 126L66 128L64 129V128H62V130H64L63 132H64V134L63 133H61L62 131L61 130H59L60 132L59 133H61V134H63V140L65 139L66 140V151H65V149H64V153H62L61 151V153L60 154H58L57 156H55L56 158H54L53 157V155H51L50 154V157L52 156V158H49V155L47 156V158L46 159H44V158H42V167H48V169L49 170H47L46 168L44 169V170H47L48 172L52 169L53 171H54V173L56 172V174L57 175H59V177L61 176L64 180H60L61 178H58L56 175V178H58L59 180H60V183H62L61 181H65V182H70V184H71V186H69V185H64V184H57V185H60V186H57L53 181H51L52 180V178H49V177H51L50 175H51V173L53 172H51L50 171V174L48 173V175L49 176H47L48 177V179H51V180H48L46 177L44 178V181H45V185L44 186H46V188L48 189V192L50 191L51 192V194H54L55 195V197L58 199V200H61L62 202H63V204L61 205L60 203V207L61 208H65L66 210H68L69 209V211L70 210H72V211H74V212H78V211H80V219L79 220H81V221H79V222H76V219H75V217H69L68 215L70 214H68V215H66L65 213V215L67 216V221H66V223H68V221L70 220H68V217L69 218H71V219H75V221L73 220H71L72 221V223H71V227H73L72 229L73 230H71L70 228V222L71 221H69V223L68 224H66L68 227H69V229L71 230V232L69 233V234H66L67 235V237L65 238V237H62L61 239L63 240L62 242H61V244L59 243V241H58V243L57 244H59L60 246L62 245V248H60V249H62V250H60L62 253H63V258H62V261L60 260V259H57V257L59 258V255L56 257V260H60L61 261V263H59V262H56L55 261V263L54 264H254L253 263V259H255V260H259V261H261V259H264V201H263V203L261 204V210H260V212L258 213V215L252 220V222L250 223V225L249 226H247V227H245L243 230H241V231H236V229H237V227H236V229H235V232L236 233H223V234H220L219 236H217L218 238H217V240L215 239V238H213V237H211L210 235H208V234H211V233H208V234H205V233H203V231H200V229H199V226H197L196 224H194L193 223V221L191 220H189V218L188 217H185V218H182L180 215H178V213H177V211L180 209V207H183V210L185 209V207L183 206V205H185L184 203H183V201L184 200H182V198H184V197H182L181 198V200H182V203H183V205H181L180 204V201L178 200L179 198H175V197H172V196H169V198H167L168 200L167 201H164V202H167L168 203V205H170L171 207H167L168 209L169 208H179V209H177L175 212L177 213H175L173 210H172V214L170 215L171 216V219L170 220H172L173 219V221L174 222H176L177 223V225H174L176 228H174V229H168L167 227V233L164 231V237L162 236L163 234H162V232H161V236H162V239L160 240L158 237L160 236H156L158 239H156L155 238V240H157V241H154V238L153 239H149V237H147V234H146V232H145V230H144V226L142 227V224L140 223V221H138V219L136 218V216H134L135 218L133 219V216H128V213H123L122 212V207L124 206V207H126V208H132L131 206H133V204H135V205H140V201H142L143 199H141V197H140V201H137V198L140 196V195H144L145 194V192L147 191V190H150V191H153V192H159L160 194H161V191H164L165 189H166V191L165 192H167L168 191V194H169V192H170V194L171 195H174V194H177V193H179L181 190H183V192L182 193H185L184 192V190L185 191H187V190H189V189H182L183 187H184V185H185V183H186V187H189V186H191V184L189 183L188 184V182H191V181H186V180H188V178H191L192 177V179H193V175H194V173H195V171L197 170L196 169V165H197V163H199V160H197V159H199L198 158V155L201 157V155L199 154L201 151H202V149H198L199 148V146H200V144L201 143H203V142H201V137L203 138H206V140L204 141L205 143H206V141H208L207 139L210 137V134L207 132V131H209V129H208V124H202L201 125V127L203 126L204 127V125L206 126V125H208L207 126V130H205L204 128H200V127H195L196 125H194V124H196V123H192L191 121L193 120V122L194 121H197V118H196V120L195 119H193V117L195 118V116H193L192 118L191 117H188L189 115H191V114H193L194 113V109H193V112L191 113V112H189L190 111V108L192 107L191 106V103L189 104V103H187V105H190V106H188L189 107V111H187V110H185V108L183 107H180V104H182V106H183V103L181 102H179L178 101V104H176V102L177 101H175V105L173 106L172 105V103H171V105H172V107L173 108H169L168 107V101H166L167 100V98H165V97H170V92H171V90L169 91V92H163V91H160L161 92V95H160V97H159V99L161 100V107H164L165 105L169 108H167L166 109V107L164 108V110L162 109H160L161 111V113L160 112H158V111H155L153 114H151L154 110V108L152 107V106H150V104L148 105L149 107H151V110H152V112H150V114H146L145 115V113H144V110H143V108H145V104H143L144 105V107L142 108L141 107V105L139 104V103H137L139 100H140V102H141V100L142 99H145V97H147L148 95H146V90H145V84H143V82L145 81L146 82V78L144 79V81H142V79L140 78L141 76H143L144 74H141V76H137L136 75V72L134 73V72H132L131 73ZM147 72V71H146ZM175 72V71H174ZM7 73H9L10 74V76L11 77H9L8 75H7ZM75 73H76V75H75ZM92 74H94L93 72H91ZM101 73H102V71H101ZM165 73V72H164ZM173 73V72H172ZM176 73V72H175ZM223 73V72H222ZM241 73H243V72H241ZM240 73V74H241ZM13 76H12V75ZM82 74V75H81ZM92 74H90V76L92 75ZM98 74V73H97ZM120 74V73H119ZM128 74V75H127ZM140 74V73H139ZM147 74H148V76H150L149 75V71L147 72ZM151 74V73H150ZM171 74V73H170ZM224 74V73H223ZM229 74V73H228ZM4 75V76H3ZM145 75H146V73H145ZM216 75V74H215ZM214 75V76H215ZM218 75V74H217ZM216 75V76H217ZM42 76V78H44V77H46L47 76V73H46V76H44L43 77ZM47 76V77H48ZM87 76V75H86ZM166 76V75H165ZM172 76V75H171ZM213 76V77H214ZM229 76H230V74H229ZM228 76V77H229ZM234 76V75H233ZM241 76V75H240ZM1 77V76H0ZM13 77V78H12ZM48 77V78H49ZM89 77V76H88ZM93 77V76H92ZM95 77V76H94ZM93 77V78H94ZM97 77V76H96ZM112 77V76H111ZM154 77V76H153ZM158 77V76H157ZM3 78H1V81H2V79ZM41 78V79H42ZM235 78V77H234ZM233 78V79H234ZM259 78V77H258ZM6 79H7V81H6ZM9 79V80H8ZM31 79V78H30ZM45 79V78H44ZM79 79V80H80ZM87 79V78H86ZM105 79V78H104ZM108 79V78H107ZM112 79V78H111ZM169 79V78H168ZM213 79V78H212ZM215 79V78H214ZM213 79V80H214ZM221 79V78H220ZM232 79V80H233ZM260 79V78H259ZM11 80V81H10ZM43 80V79H42ZM74 80H76V79H74ZM97 80V79H96ZM99 80H100V78H99ZM172 80V79H171ZM226 80V79H225ZM231 80V81H232ZM235 80V79H234ZM233 80V81H234ZM244 80V79H243ZM46 81V80H45ZM48 81V80H47ZM72 81V80H71ZM77 82H78V80H76ZM84 81V80H83ZM90 81H91V78H90ZM107 81V80H106ZM109 81L111 82V80L109 79ZM149 81V80H148ZM161 81V80H160ZM169 81V80H168ZM206 81H207V79H206ZM215 81V80H214ZM222 81V80H221ZM237 81V80H236ZM242 81V80H241ZM4 82V83H5ZM31 82V81H30ZM36 82V83H37ZM40 82V81H39ZM49 82V81H48ZM48 82L46 83V84H48ZM72 82H74V81H72ZM76 82V83H77ZM94 82V81H93ZM102 82H104L103 80H102ZM114 82H115V84H114ZM127 82H128V84H127ZM130 82V83H131ZM144 82V83H145ZM155 82V81H154ZM212 82V81H211ZM228 82V81H227ZM256 82V81H255ZM260 82V81H259ZM258 82V83H259ZM263 82V81H262ZM1 83V82H0ZM3 83V84H4ZM66 83H64L65 85H66ZM79 83H81V82H79ZM107 83V82H106ZM156 83V82H155ZM163 83H164V81H163ZM162 83V84H163ZM178 83V82H177ZM185 83V82H184ZM216 83V82H215ZM224 83V82H223ZM229 83V82H228ZM247 83V82H246ZM39 84V88H41V82L40 83H38ZM37 84V85H38ZM44 83H42V85H43ZM45 84V85H46ZM51 84V83H50ZM90 84V83H89ZM133 84V83H132ZM131 84V85H132ZM147 84H148V82H147ZM161 84V85H162ZM168 84V83H167ZM175 84V83H174ZM186 84V83H185ZM200 84V83H199ZM230 84H231V82H230ZM242 84V83H241ZM244 84V83H243ZM260 84V83H259ZM7 85V84H6ZM44 85V86H45ZM53 85V84H52ZM56 84L54 83V86H55ZM67 85H70L69 87H72L71 86V83L70 84H67ZM83 85V84H82ZM81 85V87H83ZM92 85V84H91ZM90 85V86H91ZM103 85V84H102ZM130 85V84H129ZM179 85H180V83H179ZM231 85H235V83L234 84H231ZM240 85V84H239ZM261 85V84H260ZM1 86H2V84H1ZM11 86V87H10ZM31 86H33V85H31ZM36 86V85H35ZM57 86V85H56ZM59 86V85H58ZM62 86H63V84H62ZM75 86V85H74ZM80 86V85H79ZM78 86V87H79ZM93 86V85H92ZM119 86V85H118ZM121 86V85H120ZM133 86V85H132ZM132 86H131V88H132ZM156 86V85H155ZM163 87H164V85H162ZM171 86V85H170ZM186 86V85H185ZM184 86V87H185ZM216 86H217V84H216ZM219 86V85H218ZM221 86V85H220ZM224 86V85H223ZM229 86V85H228ZM238 86V85H237ZM47 87V86H46ZM50 87V86H49ZM60 87V86H59ZM59 87H58V89H59ZM68 87V88H69ZM93 87H95V86H93ZM100 87V86H99ZM128 87V86H127ZM169 87V86H168ZM172 87V86H171ZM178 87V86H177ZM239 87V86H238ZM264 87V86H263ZM1 88V89H2ZM34 88V87H33ZM39 88H34L33 90H35V89H38V91H39ZM43 88V87H42ZM40 89V91L42 92H44V91H46L47 92V90H49V92L51 93L52 92V90H54V89H52V90H50V88L49 89H47L46 88V90H45V87H44V90L43 89ZM54 88V87H53ZM74 88V87H73ZM73 88H71V89H73ZM80 88V87H79ZM87 88V87H86ZM98 88V87H97ZM130 88V86H129V88L128 89H131ZM134 88H136L137 89V87H134ZM148 88V87H147ZM146 88V89H147ZM151 88V87H150ZM159 88H160V86H159ZM227 88V87H226ZM236 88V87H235ZM234 87L232 88V89H235ZM254 88V87H253ZM1 89H0V91H1ZM61 90H62V87L60 88ZM65 89V88H64ZM67 89V88H66ZM65 89V90H66ZM91 89V88H90ZM99 89V88H98ZM161 89V88H160ZM166 89V88H165ZM213 89V88H212ZM244 89V88H243ZM251 89V88H250ZM77 90H79V89H77ZM80 90H82L81 88H80ZM94 90V89H93ZM100 90V89H99ZM118 90V89H117ZM123 90V89H122ZM150 90V89H149ZM161 90H163V89H161ZM178 90H179V88H178ZM186 90H188V89H186ZM201 90V89H200ZM223 90V89H222ZM225 90H227V89H225ZM225 90H223V91H221L220 90V92H224ZM240 90H241V88H240ZM238 91V90H230V92L232 93V91H233V95H234V93H235V95H239V99H241L240 98V94H242V90L241 91ZM246 90V89H245ZM245 90H244V92H245ZM252 90V89H251ZM58 91V90H57ZM56 91V92H57ZM60 91V90H59ZM74 91V90H73ZM87 91H89L88 89H87ZM151 91H153L152 89H151ZM159 91V90H158ZM219 92V90H217L216 89V92ZM229 91V90H228ZM235 91V92H234ZM259 91V90H258ZM2 92L3 91H1V93H0V95L2 94ZM35 92H36V90H35ZM42 92V94H44ZM62 92V91H61ZM66 92H69V91H66ZM72 92V91H71ZM75 92H77V91H75ZM74 92V93H75ZM80 92V91H79ZM83 92V91H82ZM81 92V93H82ZM91 92V91H90ZM94 92V91H93ZM117 92V91H116ZM115 92V93H116ZM148 92V91H147ZM157 92V91H156ZM160 92H159V94H160ZM182 92H184V90L182 89ZM188 92V91H187ZM217 92V93H218ZM219 92V93H220ZM241 92V93H240ZM244 92H243V94H244ZM255 92V91H254ZM11 93L9 94V95H11ZM32 93H34V91L32 92ZM32 93L30 94L31 95V97L33 96V95H35L36 93H34L33 95H32ZM65 93V92H64ZM63 93V94H64ZM83 93H85V92H83ZM120 93V92H119ZM175 93H177V92H175ZM192 93V92H191ZM191 93H189V94H191ZM194 93V92H193ZM195 93H196V91H195ZM225 93H227V92H224V94ZM260 93V92H259ZM39 94H41V93H39ZM38 94V95H39ZM48 94V93H47ZM47 94L45 93V95L47 96ZM52 94V93H51ZM53 94H55V93H53ZM56 94H58V93H56ZM67 94V93H66ZM70 94V93H69ZM72 94V93H71ZM76 94H78V93H76ZM89 94H91V93H89ZM97 94V95H98ZM111 94V93H110ZM114 94V93H113ZM147 94H149V92L147 93ZM153 94V93H152ZM178 94V93H177ZM182 94V93H181ZM187 94V93H186ZM188 94V95H189ZM216 94V93H215ZM224 94H222V95H224ZM228 94V93H227ZM3 95V94H2ZM8 95V94H7ZM19 95H21V94H19ZM29 95V96H30ZM88 95V94H87ZM124 95V94H123ZM154 95V94H153ZM153 95H152V97H153ZM175 95V94H174ZM195 95V94H194ZM197 95V94H196ZM203 95V94H202ZM218 95V94H217ZM230 95V94H229ZM255 95V94H254ZM259 95V94H258ZM17 96H18V94H17ZM42 97H44L43 95H41ZM51 96H55V95H50V98L53 100V98L51 97ZM62 96V95H61ZM69 96V95H68ZM79 96V95H78ZM94 96V95H93ZM96 96V95H95ZM101 96V97H102ZM117 96V95H116ZM127 96V95H126ZM125 96V97H126ZM131 96V95H130ZM129 96V97H130ZM171 96H173V95H171ZM177 96V95H176ZM175 96V97H176ZM179 96V95H178ZM225 96H227V95H225ZM249 96V95H248ZM2 97H4V96H2ZM2 97H0V100L2 101ZM6 97V96H5ZM4 97V99L6 100V98ZM13 97V96H12ZM16 97V96H15ZM31 97L29 98V99H31ZM34 97V96H33ZM32 97V98H33ZM36 97H37V95H36ZM42 97H40L39 96V100H40V98H42ZM48 97V96H47ZM56 97H58V96H56ZM72 97H73V94H72ZM74 97L76 98V95H74ZM81 97H83V96H81ZM129 97H127V98H129ZM156 97V96H155ZM180 97V96H179ZM187 97V96H186ZM213 97V96H212ZM215 97V96H214ZM219 97V99H220V95L218 96ZM224 97V96H223ZM222 96H221V98H223ZM231 96H229V98H230ZM242 97V96H241ZM255 97V96H254ZM7 98H9V96H7ZM46 98V97H45ZM49 98V97H48ZM64 97H61V99L59 98V99H57V100H54V101H51V99L50 100H48V101H50V102H46V105L45 106H43L42 104V106L44 107L43 108V110H41L40 108V110H41V112H42V115L40 116L41 118H40V122H39V124H38V122H36L37 124H38V126L39 125H41V126H43V125H46L47 124V126H48V124L49 123H51V124H49V126L48 127H51V132L53 131V136L52 135H50L51 136V138L53 137V139H54V141H56V140H58V137L59 138H61L62 139V137L61 136H59L58 135V133H57V127L59 128V127H61V126H57V124H55V121H58V119L60 118L59 116L61 115V113H63L65 110L67 111V107L69 106H67L66 107V105L68 104L67 102H68V100H66L65 98L63 99ZM67 98V97H66ZM78 98V97H77ZM87 98V97H86ZM89 98V97H88ZM90 98H91V96H90ZM188 98V97H187ZM191 98V97H190ZM234 98V97H233ZM236 98V97H235ZM244 98H245V96H244ZM261 98V97H260ZM25 99V100H26ZM29 99H27V100H29ZM35 99H37L38 100V98H35L34 97V99H32L33 101L35 100ZM72 99V98H71ZM79 99H81V98H79ZM83 99H85V98H83ZM83 99H81V100H83ZM116 99H117V97H116ZM118 99H119V97H118ZM135 99H137L138 101H136ZM173 99H175L174 98V96H173ZM173 99H171V97H170V100H173ZM181 99V98H180ZM199 99V98H198ZM212 99V98H211ZM247 99V98H246ZM250 99V98H249ZM5 100H3L4 102H5ZM9 100H11L10 98L8 99V101ZM14 100V99H13ZM17 100V97H16V99H15V101ZM18 100L19 101H16V102H13V103H10V104H5V103H0V104H4V105H0L1 107H0V111L2 112V113H4V114H7L8 113V115H9V112H13V113H16V111H19V109H23V107L22 108H20V106L23 104V101L21 100V99H19L18 98ZM45 100H47V99H45ZM90 100V99H89ZM145 100H147V101H149L147 98L145 99ZM169 100V99H168ZM207 100V99H206ZM213 100V99H212ZM216 100H217V98H216ZM236 100H237V98H236ZM258 100V99H257ZM7 101V100H6ZM41 101V100H40ZM44 101V100H43ZM76 101V100H75ZM79 101V100H78ZM120 101V100H119ZM143 101V100H142ZM146 101V106H147V104H148V102ZM158 101V100H157ZM181 101V100H180ZM197 101V100H196ZM199 101V100H198ZM201 101V100H200ZM200 101H199V103H200ZM208 101V100H207ZM223 103H224V106H225V103H226V101L225 100H221ZM234 101V100H233ZM27 102V101H26ZM29 102L30 103H32L30 100H29ZM27 103V105H26V107L27 106H32V105H28V104H30V103ZM39 102V101H38ZM38 102H36V103H38ZM83 102H85V101H83ZM151 102H153V104H154V101H151ZM167 102V104H165ZM172 102V101H171ZM186 102V101H185ZM244 102V101H243ZM255 102V101H254ZM22 103V104H21ZM34 103V102H33ZM36 103H35V105H36ZM42 103H44V102H42ZM70 103V102H69ZM72 103V102H71ZM86 103V102H85ZM84 103V104H85ZM88 103V102H87ZM87 103H86V105H87ZM158 103V102H157ZM206 103H208V102H206ZM205 103V104H206ZM214 103H217V101L215 102V100H214ZM228 103V102H227ZM226 103V105H228ZM263 104H264V102H262ZM261 103V104H262ZM39 104H40V102H39ZM79 104V103H78ZM80 104H81V101H80ZM218 104V103H217ZM239 104V103H238ZM242 104V103H241ZM253 104V103H252ZM254 104H256V103H254ZM73 105V104H72ZM112 105V106H111ZM142 105V106H143ZM164 105V106H163ZM171 105H169V106H171ZM186 105V103L184 104V106ZM214 105V104H213ZM212 105V106H213ZM234 105H236V104H234ZM243 105V104H242ZM249 105V104H248ZM24 107H25V105H23ZM38 106V105H37ZM154 106V105H153ZM194 106V105H193ZM202 106H203V104H202ZM216 106V105H215ZM215 106H213V108L215 107ZM218 106H220V105H217L216 107H218ZM252 106V105H251ZM262 105H260L259 106V109H261L263 112H264V105L261 107ZM25 107V108H26ZM33 107H34V104H33ZM39 107H41V106H39ZM71 107V106H70ZM78 107H80V106H78ZM83 106H81V108H82ZM109 107V108H110ZM158 107H159V105H158ZM188 107L186 108V109H188ZM208 107V106H207ZM220 107H222V105L220 106ZM227 107V111H229L228 109V106H226ZM226 107L224 108V109H226ZM231 107V106H230ZM244 107V106H243ZM248 107V106H247ZM246 107V108H247ZM255 107H256V105H255ZM261 107V108H260ZM25 108H24V111H25ZM69 108V107H68ZM153 108V109H152ZM160 108V107H159ZM193 108V107H192ZM192 108H191V110H192ZM203 108V107H202ZM212 108V109H213ZM258 108V107H257ZM31 109H32V107H31ZM35 109H38V107L36 108L35 107ZM74 109V108H73ZM73 109H72V111H73ZM149 109V108H148ZM166 109V110H165ZM200 109V108H199ZM205 109V108H204ZM215 109L217 110L218 108H214V112H213V114H215V115H217L216 113V111H215ZM26 110H28V113H29V109H26ZM39 110V111H40ZM79 110V109H78ZM110 110V109H109ZM151 110H148V111H151ZM156 110V109H155ZM196 110V109H195ZM220 110H221V112H222V108L221 109H218V111L220 112ZM231 110H232V108H231ZM237 110V109H236ZM248 110V109H247ZM254 110H255V108H254ZM254 110H253V112H254ZM21 111V110H20ZM20 111H19V113H20ZM34 111H36V110H34V108L32 109V113L34 112ZM38 111V110H37ZM38 111V112H39ZM65 111V113L66 114H68L67 112ZM81 111V110H80ZM83 111V110H82ZM82 111H81V113H82ZM88 111V110H87ZM86 111V109H85V111H83V115H84V112H87ZM88 111V112H89ZM198 111V110H197ZM196 111V112H197ZM202 109H201V113H202ZM211 111V110H210ZM213 111V110H212ZM226 110H224L223 112H225ZM226 111V113H228ZM244 111V110H243ZM25 112H27V111H25ZM68 112H70V108L68 109ZM93 112V111H92ZM93 112V115L95 114ZM157 112V113H156ZM188 112H189V115H187L188 114ZM195 112V113H196ZM206 112V111H205ZM204 112V113H205ZM207 112H208V110H207ZM216 112V113H215ZM222 112V115L224 114V116L223 117H227L225 114L226 113H223ZM261 112V111H260ZM262 112V113H263ZM1 113V114H2ZM11 114L10 113V116L11 115H14V114ZM22 113V112H21ZM78 113V112H77ZM76 113V114H77ZM108 113V112H107ZM106 113V114H107ZM191 113V114H190ZM203 113V114H204ZM209 113V112H208ZM237 113V112H236ZM242 113V112H241ZM244 113V112H243ZM249 113V112H248ZM261 113V114H262ZM30 114V113H29ZM35 114V113H34ZM60 114V115H59ZM64 114V113H63ZM65 114V115H66ZM74 114V113H73ZM91 114V113H90ZM212 114V115H213ZM255 114V113H254ZM8 115H7V118H8ZM16 115V114H15ZM27 115V114H26ZM32 116H33V114H31ZM30 115V116H31ZM36 115V114H35ZM40 115V114H39ZM64 115V116H65ZM80 115H82V114H80ZM80 115H79V117H80ZM193 115H195V114H193ZM209 115H211V114H209ZM221 115V114H220ZM1 116V115H0ZM6 116V115H5ZM4 116V120L3 119H1V117H0V121L1 120H3V121H5V117ZM17 116V115H16ZM71 116V115H70ZM78 116V115H77ZM95 116V115H94ZM105 116V115H104ZM207 116H208V114H207ZM231 116V115H230ZM234 116V115H233ZM3 117V116H2ZM19 117V116H18ZM59 117V118H58ZM82 117V116H81ZM93 117V116H92ZM91 117V118H92ZM197 117V116H196ZM199 117V116H198ZM202 117V116H201ZM200 117V118H201ZM209 117V116H208ZM218 117V116H217ZM222 117V118H223ZM239 117V116H238ZM241 117H242V115H241ZM255 117V116H254ZM257 117V116H256ZM263 117V116H262ZM39 118V117H38ZM58 118V119H57ZM64 118V117H63ZM96 118V117H95ZM199 118V119H200ZM230 118V117H229ZM28 119H30V118H28ZM57 119V120H56ZM62 119V118H61ZM75 119H76V117H75ZM212 119H214V117L212 118ZM221 119V118H220ZM220 119H219V121H220ZM225 119V118H224ZM224 119L222 120V121H224ZM264 119V118H263ZM8 121H9V119H7ZM10 120H13V119H10ZM16 120V119H15ZM15 120H13V121H15ZM18 120H20V119H18ZM23 120V118H21V121ZM27 120V118H25V120H24V123H25V121ZM31 120V119H30ZM37 120V117H36V119H35V121ZM63 120V119H62ZM90 120V119H89ZM97 120V119H96ZM200 120H202V119H200ZM199 120V122H201ZM215 120H216V117H215ZM214 120V121H215ZM226 120V122L224 121V123H227V119H225ZM243 120V119H242ZM256 120V119H255ZM254 120V121H255ZM8 121H6L5 123H8ZM32 121V120H31ZM64 121V120H63ZM91 121V120H90ZM204 121H205V119H204ZM222 121L220 122V123H222ZM238 121H240V120H238ZM237 121V118H236V123L240 126L241 124H239V122ZM257 121V120H256ZM262 121L263 120H261V124H262ZM17 122V121H16ZM15 122V123H16ZM26 122H28V120L26 121ZM33 122V121H32ZM61 122V121H60ZM210 122V121H209ZM216 122V121H215ZM229 122L230 121H228V124H229ZM235 122V121H234ZM234 122H232L233 124H234ZM242 122V121H241ZM250 122V121H249ZM264 122V121H263ZM29 123H30V121H29ZM56 123H59V122H56ZM63 123V122H62ZM68 123V122H67ZM202 123V122H201ZM204 123V122H203ZM217 123H218V120H217ZM224 123H222V124H224ZM243 123V122H242ZM252 123H254V122H252ZM9 124H10V122H9ZM22 125H23V123H21ZM36 124V125H37ZM91 124V125H90ZM93 124H95L96 126L94 127V125ZM200 124V123H199ZM211 124H212V122H211ZM210 124V125H211ZM215 124V123H214ZM219 124V123H218ZM237 124H235V126H237ZM259 124V123H258ZM257 124V125H258ZM5 125V124H4ZM3 125V126H4ZM19 125V124H18ZM30 125V124H29ZM93 125V127H91ZM227 125V124H226ZM226 125H224V126H226ZM245 125V123L243 124V126ZM234 126V125H233ZM239 126H237V127H239ZM242 126V127H243ZM247 126H248V124H247ZM252 126V125H251ZM1 127V126H0ZM7 127H9L8 125H7ZM6 127V128H7ZM16 127V126H15ZM19 127V126H18ZM22 127V126H21ZM44 127V126H43ZM212 127V126H211ZM215 127V126H214ZM220 127V126H219ZM218 127V128H219ZM221 127H223V126H221ZM220 127V129H224V128H226V129H228V127H223V128H221ZM241 127V126H240ZM249 127V126H248ZM2 129H3V127H1ZM25 127H22V129H20V130H18L17 131V133H16V136L14 137V140H13V138H12V140H13V142H11L12 144L11 145H16V146H18V147H16V149L17 148H20V147H22V146H19L20 145V142H18L21 138H25L26 136H28V131L29 130H27V131H25V129H24ZM39 128V127H38ZM206 128V127H205ZM210 128V127H209ZM217 128V127H216ZM215 128V129H216ZM234 128V130H236V129H238V128H236V127H233ZM252 128V127H251ZM262 128H264V125H263V127H261V129ZM15 129V128H14ZM16 129H18V128H16ZM35 129V128H34ZM40 129H42V128H40ZM60 129V128H59ZM212 129V128H211ZM220 129H219V131H220ZM226 129H224L223 130V132H226L225 130ZM245 129V128H244ZM243 129V130H244ZM8 130H10V129H8ZM44 130V129H43ZM46 130V129H45ZM206 132V134H208L209 135V137L208 136H204V135H206V134H204L203 136H202V134H203V132L204 131ZM222 130L220 131L221 133H222ZM232 131L231 130V128H229L227 131H228V133L230 132V131ZM264 130V129H263ZM262 130V131H263ZM13 131V130H12ZM41 131V130H40ZM39 131V132H40ZM216 131V130H215ZM236 131H238V130H236ZM2 132V131H1ZM7 132V131H6ZM13 132H15V131H13ZM36 132H38V130L36 131ZM42 132V131H41ZM45 133H46V131H44ZM204 132V133H205ZM210 132V131H209ZM213 132H214V129H213ZM217 132V131H216ZM242 132V131H241ZM240 132V133H241ZM254 132V131H253ZM252 132V133H253ZM261 132V131H260ZM9 133H11L12 134V132L10 131V132H8V134ZM33 134H34V132H32ZM57 133V134H56ZM232 133V132H231ZM237 133V132H236ZM239 133V132H238ZM237 133V134H238ZM239 133V134H240ZM3 134V133H2ZM6 134V133H5ZM14 134V133H13ZM12 134V135H13ZM30 134V133H29ZM36 134V133H35ZM51 134V133H50ZM60 134V135H61ZM212 134V133H211ZM224 134H227V132L226 133H222L221 135H222V140H223V137H226ZM254 134V133H253ZM256 134V133H255ZM48 135V134H47ZM219 135V137L218 138H221V136H220V134H218ZM232 135H234V133H232L230 136H232ZM244 135V134H243ZM9 136V135H8ZM64 136H65V138H64ZM216 136V135H215ZM234 136H237L238 137V135H234ZM249 136V135H248ZM13 137V136H12ZM45 137V136H44ZM214 137V136H213ZM217 137H216V139H217ZM228 137V136H227ZM237 137H236V139H237ZM243 137V136H242ZM256 137V136H255ZM33 138V137H32ZM203 138V139H204ZM231 138V137H230ZM8 139H9V137H8ZM27 139V138H26ZM26 139H24V141L26 140ZM226 139V138H225ZM223 140V142H222V144L220 143V148L219 149H217L216 147H214V149L216 148V150H213V151H216L215 153H214V155H213V153H212V155H213V157H212V155L210 156V157H208L210 154H207V156L205 155L206 154V151L205 150H203V153H201V154H203V156H204V158L202 159L203 160V162H201V167H206L205 165H206V163H204V161L206 160L205 159V156H206V158H208V160H210V159H212V160H210V165L209 166H211V168H212V171H218L219 169L220 170H222L223 169V167H221V166H224L223 165V163L228 159V158H230L231 160H232V156H234V152H236L235 150H236V148L237 147H235V145H234V143L236 144V142L238 141V139L236 140L235 138H233V140H229V138H227L226 140ZM232 139V138H231ZM235 139V140H234ZM248 139V138H247ZM251 139V138H250ZM249 139V140H250ZM7 140V139H6ZM11 140V141H12ZM22 140V139H21ZM20 140V141H21ZM28 140V139H27ZM210 140H211V138H210ZM221 140V139H220ZM219 140V141H220ZM221 140V141H222ZM242 140H243V138H242ZM255 140H256V138H255ZM254 140V141H255ZM9 141H10V139H9ZM23 141V140H22ZM60 141V140H59ZM200 141V142H199ZM216 141V140H215ZM218 141V142H219ZM241 141V140H240ZM239 141V142H240ZM31 142H33V141H31ZM43 142V141H42ZM210 142V141H209ZM213 142V141H212ZM243 142H245V141H243ZM252 142V141H251ZM260 143H259V145H257V147L258 148H264V132H261V134H260V141H259ZM6 143V141L3 143V144H5ZM23 143H25V142H22L21 144H23ZM39 143V142H38ZM198 143H200L199 144V146H198ZM208 143V142H207ZM238 143V142H237ZM246 143H248V142H246ZM254 143V142H253ZM53 144V143H52ZM58 144H60V143H58V142H54V144L52 145L53 146V149H54V153H56L57 152V150H59L58 148ZM209 144V143H208ZM213 145H214V143H212ZM211 144V145H212ZM240 145L242 144L241 142L239 143ZM0 145H2V144H0ZM8 145V144H7ZM31 145V144H30ZM29 145V146H30ZM42 145V144H41ZM202 145V144H201ZM212 145V146H213ZM232 145H234V147L232 146ZM240 145H238L237 144V146H240ZM23 146H24V144H23ZM50 146V145H49ZM59 146H61V144L59 145ZM206 146V145H205ZM208 147L210 146V144L209 145H207ZM209 147V149L208 150H211L210 148H212L213 149V147ZM5 147H6V145H5ZM4 147V148H5ZM10 147V146H9ZM207 147V148H208ZM217 147H219V145L217 146ZM233 147V148H232ZM254 147V146H253ZM2 148H3V146H2ZM3 148V149H4ZM25 148V147H24ZM24 148H22V149H24ZM47 148V147H46ZM50 148H52V147H50ZM203 148H204V146H203ZM1 149V148H0ZM6 149H8V148H6ZM21 149V148H20ZM20 149H19V151H20ZM21 149V150H22ZM52 149V150H53ZM63 149V148H62ZM206 149V148H205ZM256 149V148H255ZM2 150V149H1ZM10 150V149H9ZM199 150H201L200 152H199ZM257 150V149H256ZM24 151V150H23ZM49 151V150H48ZM205 151V152H204ZM212 151V150H211ZM210 151V152H211ZM258 151H260V150H258ZM262 151H263V149H262ZM25 152H26V149H25ZM1 153V152H0ZM13 153V152H12ZM15 153H16V150H15ZM53 153V154H54ZM59 153V152H58ZM205 153V154H204ZM208 153H209V151H208ZM254 153V152H253ZM63 154V155H62ZM29 155V154H28ZM252 155V154H251ZM256 155V154H255ZM24 156V155H23ZM26 156H27V154H26ZM25 156V157H26ZM11 157V156H10ZM212 157V158H211ZM246 157H248V156H246ZM5 158V157H4ZM17 159H18V157H16ZM39 158V157H38ZM257 158V159H256ZM255 159H256V164L254 165L255 167L254 168H256L259 172H260V175H261V177H263L264 178V154H259V156L258 157H256ZM11 159V158H10ZM21 160H23L22 158H20ZM205 159V160H204ZM230 159H228V160H230ZM250 159V158H249ZM8 160V159H7ZM20 160V161H21ZM27 160V159H26ZM200 160H201V158H200ZM230 160V161H231ZM13 161V160H12ZM16 162H17V160H15ZM18 161H19V159H18ZM34 161V160H33ZM15 162V163H16ZM29 162V161H28ZM36 162H38V160L37 161H35V163ZM41 162V161H40ZM39 162V164L38 163H36V164H38L39 165V168H41L40 167V163ZM206 162V161H205ZM208 162V161H207ZM12 163H14V162H12ZM15 163H14V165H15ZM21 163V162H20ZM23 163V162H22ZM34 163V162H33ZM251 163H255V162H253V160H252V162ZM2 164H5V163H2ZM1 164V165H2ZM227 161H226V166H224V171L226 172L227 170H225V167H227ZM11 165V164H10ZM25 165V164H24ZM24 165L22 164V166H23V168L25 169V167H24ZM33 165H35V164H33ZM32 165V166H33ZM199 165V164H198ZM197 165V166H198ZM203 165V166H202ZM9 166V165H8ZM19 166V165H18ZM17 166V164H16V167H18ZM20 166H21V164H20ZM25 166H27V165H25ZM36 166V165H35ZM208 166V165H207ZM15 167V166H14ZM28 167H31V166H28ZM38 167V166H37ZM36 167V168H37ZM13 168V167H12ZM20 168V167H19ZM19 168H17V170H20ZM35 168V167H34ZM38 168V169H39ZM198 168V167H197ZM199 168H200V165H199ZM209 168V167H208ZM207 167L206 168H204V170L205 169H208ZM30 169V168H29ZM196 169V170H195ZM21 170H22V167H21ZM20 170V171H21ZM37 170V169H36ZM35 170V171H36ZM42 170H43V168H42ZM44 170L41 172V171H38V173H41V174H45V172H44ZM204 170H202V174H203V172H204ZM219 170V171H220ZM255 170V169H254ZM12 171H13V169H12ZM23 171V170H22ZM207 171V170H206ZM206 171H205V175L206 174H210L209 172H211V170L209 171H207V173H206ZM14 172V171H13ZM29 172V171H28ZM28 172H26L27 174H28ZM30 172H32V170L30 171ZM37 172V171H36ZM36 172H35V177L37 176L36 175ZM44 172V173H43ZM197 172V171H196ZM222 172V171H221ZM256 173H257V171H255ZM4 173V172H3ZM37 173V174H38ZM47 173V172H46ZM53 173V174H54ZM215 173V172H214ZM218 173V172H217ZM220 173V172H219ZM224 173V172H223ZM222 173V174H223ZM232 173V172H231ZM236 173V172H235ZM234 173V174H235ZM10 174V173H9ZM31 174H33V172L31 173ZM41 174H39L40 176H39V179L41 178V179H43V175L41 176ZM197 174H198V172H197ZM200 174V173H199ZM198 174V175H199ZM213 173L211 172V175H212ZM221 174V173H220ZM221 174V176L223 177V175L225 174V176L227 177V176H229V174L228 175H226L227 174V172L226 173H224L223 175ZM258 174V173H257ZM29 175V174H28ZM47 175V174H46ZM195 175H196V173H195ZM197 175V176H198ZM205 175H202L203 176V178L202 179H204V177H206V179L208 178L207 176H205ZM233 175V174H232ZM260 175H258V176H260ZM6 176V175H5ZM216 176V175H215ZM224 176V177H225ZM237 176V175H236ZM8 177V176H7ZM13 177V176H12ZM38 177V176H37ZM213 177V176H212ZM219 177H220V175H219ZM225 177V178H226ZM53 178H55V177H53ZM210 178V177H209ZM216 178V177H215ZM214 178V179H215ZM234 178V177H233ZM236 178V177H235ZM38 179V180H39ZM195 179H197V178H194V180ZM201 179V180H202ZM17 180V179H16ZM31 180V179H30ZM37 180V181H38ZM193 180V181H194ZM205 180V179H204ZM208 180V179H207ZM221 180V179H220ZM226 180V179H225ZM227 180H228V178H227ZM226 180V181H227ZM11 181V180H10ZM43 181V180H42ZM203 181V180H202ZM201 181V182H202ZM209 181H210V179H209ZM230 181H232V183L234 184V182H236V181H234L233 179H231ZM16 182V181H15ZM32 182V181H31ZM222 182V181H221ZM7 183V182H6ZM12 183H13V181H12ZM35 183V182H34ZM33 183V184H34ZM44 183V182H43ZM212 183V182H211ZM226 183V182H225ZM14 184V183H13ZM183 184V186H181ZM188 184V185H187ZM193 184V183H192ZM195 184V183H194ZM204 184V183H203ZM215 184V183H214ZM264 184V183H263ZM10 185H11V183H10ZM21 185V184H20ZM206 185V184H205ZM15 186H16V184H15ZM36 186V185H35ZM43 186V187H44ZM176 186H179V187H177L178 189L180 188V187H182L180 190H179V192H177L178 190H177V188H176V190L174 189ZM197 185H195V187H196ZM207 186V185H206ZM230 186H231V184H230ZM263 186V185H262ZM13 187V186H12ZM192 187H193V185H192ZM223 187V186H222ZM221 187V188H222ZM233 187V186H232ZM237 187V186H236ZM27 188V187H26ZM29 188V187H28ZM185 188V187H184ZM231 188V187H230ZM239 188V187H238ZM31 189V188H30ZM37 189H39V187L37 188ZM44 189V188H43ZM175 190V192H174V190ZM194 189V188H193ZM5 190H6V187H5ZM15 190V189H14ZM13 190V191H14ZM18 190V189H17ZM195 190H196V188H195ZM222 190V189H221ZM262 190H263V192H264V187L262 188ZM1 191V190H0ZM210 191V190H209ZM236 191H237V189H236ZM27 192V191H26ZM33 192V191H32ZM36 192V191H35ZM177 192V193H176ZM216 192H217V190H216ZM15 193V192H14ZM174 193V194H173ZM189 193H191V192H189ZM194 193V192H193ZM197 193V192H196ZM224 193V192H223ZM232 193V192H231ZM238 193V192H237ZM16 194V193H15ZM14 194V195H15ZM45 194V193H44ZM138 194V197H136V195ZM146 194H148V192L146 193ZM160 194H157L156 196L157 197H159V195ZM167 194V195H168ZM169 194V195H170ZM192 194V193H191ZM198 194H200V193H198ZM197 194V195H198ZM217 193H215V195H216ZM17 195H18V193H17ZM133 195H135V197H136V200H132V198H130V196H133ZM149 195V194H148ZM147 195V196H148ZM162 195H163V192H162ZM182 195V194H181ZM194 195V194H193ZM233 195V194H232ZM6 196V195H5ZM49 196V195H48ZM53 196V195H52ZM145 197H146V195H144ZM152 197H153V195H151ZM150 196V197H151ZM177 196V195H176ZM179 196H180V194H179ZM183 196H185L184 194H183ZM17 197V196H16ZM45 197V196H44ZM47 197V196H46ZM134 197V196H133ZM145 197H144V199H145ZM155 197V196H154ZM153 197V198H154ZM160 197H161V195H160ZM165 197V196H164ZM163 197V198H164ZM190 197V196H189ZM192 197V196H191ZM202 197H204V196H202ZM212 197V196H211ZM236 197H239V196H236ZM1 198V197H0ZM152 198V199H153ZM200 198V197H199ZM225 198V197H224ZM224 198H222V200L224 199ZM52 199V198H51ZM158 199V198H157ZM186 199V198H185ZM105 200H106V202L107 203H109V204H106V202H105ZM155 200V199H154ZM161 201H162V199H160ZM159 200V201H160ZM165 200H166V198H165ZM187 200V199H186ZM190 200V199H189ZM192 200V199H191ZM200 200V199H199ZM209 200V199H208ZM232 200V199H231ZM230 200V201H231ZM237 200V199H236ZM264 200V199H263ZM21 202H22V200H20ZM47 201H50V200H47ZM110 201V202H109ZM147 200H145L144 202H146ZM150 201V200H149ZM156 201V200H155ZM158 201V200H157ZM188 201V200H187ZM196 201V200H195ZM211 201V200H210ZM227 201H228V199H227ZM13 202V201H12ZM58 202V201H57ZM151 202V201H150ZM186 202V201H185ZM193 202V200L191 201V203ZM222 202V201H221ZM234 202V201H233ZM3 203V202H2ZM27 203V202H26ZM152 203H153V200H152ZM156 203V202H155ZM158 203H160V202H158ZM157 203V204H158ZM188 203H190V202H188ZM235 203V202H234ZM237 203H238V201H237ZM236 203V204H237ZM5 204V203H4ZM21 204H23V202L21 203ZM103 204V205H102ZM120 205L121 206V208L120 209H118V208H116V207H120V206H117V205ZM123 204H127L129 207H127V205H123ZM143 204H145V203H143ZM142 204V205H143ZM147 204L149 205V203L147 202ZM194 204V203H193ZM192 204V205H193ZM205 204V203H204ZM203 204V205H204ZM26 205V204H25ZM29 205V204H28ZM51 205V204H50ZM104 205H105V207H104ZM106 205H109V209L108 208H106ZM163 205V207L165 208V206H164V203L162 204ZM201 205V204H200ZM229 205H230V203H229ZM233 205V204H232ZM4 206H6V205H4ZM159 206V205H158ZM167 206V205H166ZM187 206V205H186ZM189 206V205H188ZM187 206V207H188ZM206 206V205H205ZM219 206H221L220 208H222L224 205H219ZM228 206V205H227ZM237 206V205H236ZM22 207H23V205H22ZM53 207V206H52ZM59 207V208H60ZM144 207V206H143ZM160 207V206H159ZM162 207V206H161ZM162 207V208H163ZM203 207V206H202ZM214 207V206H213ZM4 208V207H3ZM27 207H25V209H26ZM147 208H148V206H147ZM151 208V207H150ZM154 208H156V207H154ZM189 208V207H188ZM191 208H192V206H191ZM216 208V207H215ZM218 208V207H217ZM224 208V207H223ZM222 208V209H223ZM23 209V208H22ZM227 209H229V208H227ZM20 210V209H19ZM18 210V211H19ZM126 210V209H125ZM161 210V209H160ZM164 210V209H163ZM181 210H182V208H181ZM189 210V209H188ZM191 210V209H190ZM224 210V209H223ZM223 210H221V212L223 211ZM24 211V210H23ZM30 211V210H29ZM48 211V210H47ZM127 211V210H126ZM125 211V212H126ZM139 211V210H138ZM165 211V210H164ZM170 211V210H169ZM186 211V210H185ZM55 212V211H54ZM63 212V211H62ZM129 212V211H128ZM166 212V211H165ZM224 212V211H223ZM57 213V212H56ZM61 213V212H60ZM130 213V212H129ZM141 213V212H140ZM170 213V212H169ZM39 214H41V213H39ZM43 214V213H42ZM48 214V213H47ZM52 214V213H51ZM72 214V213H71ZM77 214H79V213H77ZM76 214V215H77ZM138 214V213H137ZM142 214H144V213H142ZM141 214V215H142ZM167 214V213H166ZM25 215V214H24ZM29 215H30V213H29ZM61 215V214H60ZM164 215H165V213H164ZM193 215V214H192ZM15 216V215H14ZM36 216V215H35ZM56 216V215H55ZM144 216V215H143ZM28 217V216H27ZM38 217V216H37ZM49 217V216H48ZM78 217V216H77ZM76 217V218H77ZM140 218H141V216H139ZM165 217H166V215H165ZM193 217H194V215H193ZM30 218V217H29ZM41 218V217H40ZM46 218V217H45ZM66 218V217H65ZM64 218V219H65ZM143 218V217H142ZM188 218V219H187ZM213 218V217H212ZM219 218V217H218ZM217 218V219H218ZM251 218H253V217H251ZM9 219V218H8ZM43 219V218H42ZM168 219V218H167ZM168 219V220H169ZM191 219V218H190ZM201 219V218H200ZM213 219H215V218H213ZM24 220V219H23ZM31 220V219H30ZM53 220V219H52ZM58 220V219H57ZM169 220V221H170ZM209 220H211V219H209ZM25 221V220H24ZM29 220H27V222H28ZM65 221V220H64ZM141 221H142V219H141ZM206 221V220H205ZM204 221V222H205ZM48 222V221H47ZM52 222V221H51ZM57 222V221H56ZM63 222V221H62ZM139 222V223H138ZM203 222V223H204ZM249 222H250V220H249ZM26 223V222H25ZM34 223V222H33ZM59 223V222H58ZM176 223H174V224H176ZM212 223V222H211ZM211 223H209V224H211ZM1 224V223H0ZM8 224V223H7ZM12 224V223H11ZM60 224V223H59ZM64 224V223H63ZM215 224V223H214ZM19 225H20V222H19ZM18 225V226H19ZM52 225V224H51ZM173 225V224H172ZM204 225H205V223H204ZM207 225V224H206ZM53 226V225H52ZM59 226V225H58ZM61 226V225H60ZM170 226V225H169ZM213 226V225H212ZM237 226V225H236ZM65 227V226H64ZM67 227V228H68ZM205 227V226H204ZM6 228V227H5ZM26 228V227H25ZM66 228V227H65ZM64 228V229H65ZM142 228V229H141ZM165 228V229H166ZM173 228V227H172ZM235 228V227H234ZM21 229V228H20ZM203 229V228H202ZM18 230H19V228H18ZM61 230V229H60ZM70 230H68V231H70ZM207 230H208V228H207ZM56 231V230H55ZM232 231V230H231ZM30 232H31V230H30ZM209 232V231H208ZM230 232V231H229ZM3 233H5V235L7 236V234H6V232H0V264H26V262H25V259L26 258H24V255L23 254H25V253H22V252H20V251H22V250H18L19 249V247H18V249L16 248V246L13 244V242H12V240L11 239H9V237L7 238ZM13 233V232H12ZM35 233V232H34ZM207 233V232H206ZM31 234V233H30ZM36 234V233H35ZM63 234V233H62ZM228 234V235H227ZM10 235V234H9ZM15 235V234H14ZM17 235V234H16ZM21 235V234H20ZM38 235V237H40L39 236V234H37ZM43 235V234H42ZM64 235V234H63ZM36 236V235H35ZM56 237H57V235H55ZM160 236V237H161ZM27 237H29V236H27ZM13 238V237H12ZM36 239H37V242H38V238L37 237H35ZM63 238H65V239H63ZM32 239V238H31ZM34 239V238H33ZM32 239V240H33ZM44 239V238H43ZM42 239V240H43ZM41 240V241H42ZM153 240V241H152ZM159 240V241H158ZM25 241V240H24ZM28 242V241H27ZM44 242V241H43ZM54 243V242H53ZM17 244V243H16ZM31 244V243H30ZM71 244H72V246H71ZM25 246V245H24ZM35 246V245H34ZM40 246V245H39ZM43 246V245H42ZM33 247V246H32ZM54 247V246H53ZM45 248V247H44ZM51 249V248H50ZM56 249V248H55ZM30 250V249H29ZM36 250V249H35ZM38 250H40V249H38ZM58 250V251H59ZM57 251V250H56ZM34 253V252H33ZM53 253V252H52ZM39 254V253H38ZM37 254V255H38ZM42 254H43V252H42ZM41 254V255H42ZM51 254V253H50ZM59 254H61V253H59ZM36 255V256H37ZM53 255V254H52ZM261 255H263V256H261ZM29 256V255H28ZM47 256V255H46ZM31 257V256H30ZM41 257V256H40ZM39 257V263L38 264H45V260L43 261L42 259L43 258H40ZM54 257V258H55ZM34 258V257H33ZM38 258V257H37ZM51 258V257H50ZM50 258H48V259H50ZM45 259V258H44ZM47 259V258H46ZM52 259V258H51ZM32 260V259H31ZM47 261V260H46ZM50 261V260H49ZM31 262V261H30ZM36 262V261H35ZM28 263V262H27ZM34 264V263H33ZM255 264H264V261L262 260L261 262H257V263H255Z\"/></svg>",
    "mask_w": 264,
    "mask_h": 264
}]
</instances>
